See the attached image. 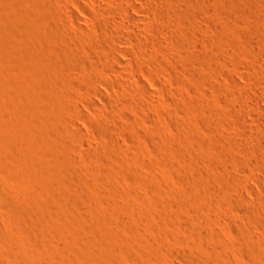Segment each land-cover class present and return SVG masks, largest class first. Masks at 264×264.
Listing matches in <instances>:
<instances>
[{
	"label": "bare ground",
	"instance_id": "6f19581e",
	"mask_svg": "<svg viewBox=\"0 0 264 264\" xmlns=\"http://www.w3.org/2000/svg\"><path fill=\"white\" fill-rule=\"evenodd\" d=\"M7 1V0H6ZM5 1V2H6ZM11 1V0H10ZM12 1H14V0H12ZM55 1V0H54ZM60 1V0H59ZM16 2V1H15ZM22 2V1H21ZM23 2H24V0H23ZM29 2V1H28ZM27 2V3H28ZM32 2H36V0L34 1V0H32ZM32 2L30 3V5L32 4ZM52 0H49V2H47V5L48 4H51V6L54 4H52ZM14 3V2H13ZM13 3H12V5H8V6H6V11L7 12H9V14L12 16V17H10V18H13V19H17V21H15L16 23L19 21L20 22V19L22 20V19H25V21L26 20H28V22H29V20H32V17L34 16L33 14H31V11L30 10H23V9H20V7H19V5L16 7V6H14L13 5ZM39 3V2H38ZM42 3H43V0H42ZM45 3V2H44ZM43 3V4H44ZM91 3L92 4H90V6L91 7H89V9H87V8H79L80 10V13H84V14H87L88 16H90V19H86V17H84L83 19V21L82 22H85V25H86V23H88L89 24V26H87V27H90L91 25H99L100 26V28H101V38H102V40H103V42L105 43V45H106V48H104V49H107L106 50V52L105 53H99V51H97L98 53H96V52H94L92 49L93 48H95L94 47V45H95V43H94V45H93V47H92V49H90V50H92L94 53H89L90 51L88 50V53H85V55H79V54H77L78 55V57H75V56H73V54L75 53V52H77V51H83L84 52V47L83 46H81L82 44H79L80 45V47H76V46H74L73 45V43H71V41L73 40L72 39V37H69L68 38V33L70 32V30L68 31V33H67V35L66 34H61V35H58V31H57V29H56V31L58 32V33H56L55 31L52 33V31L53 30H50L49 29V27L48 28H46V29H49L50 31H51V33H50V31L49 32H44L43 30H42V34H41V39H39L38 40V42H39V44H37L38 46V49L36 50V49H33V50H36V52H34V53H36L35 55H37L38 54V56L39 57H36L35 59L37 60L38 58V60L40 61H36V62H39L38 64H40V66H42V69L44 70V74H46V72H48V74L49 73H51L53 70H54V68L55 67H58L57 69H59V75H55L54 73H53V75H52V77L54 76V79H56V80H54V81H58V82H60V85H61V82L62 83H64L63 81H66L65 83H64V85L65 84H69V83H73L74 81H76V78L77 77H75L76 75H75V72L73 71V68L71 67V63H74L75 64V62L77 63V62H83V64H82V67H83V65H84V63H86L87 61H88V59L91 61V63L90 62H87L88 63V65H89V63H90V65H91V68L89 67V70L88 71H86V72H83L84 73V79H86L87 80V82H85V83H87V86H84L83 88V90H82V88H81V91H84L83 93H85L86 94V97H85V100L84 101H86V103L84 104L85 106H86V108H88L90 111H91V113L89 114L88 113V115L86 114V111H87V109H85V108H83V109H85V110H83V109H80V108H77L76 107V105H74V104H72V103H70V102H68L67 100V102H65V99L64 100H59V98H58V100L56 101V98H57V96L56 97H54V94H56L55 92L53 93H51L52 94V96L53 97H51L50 96V98L52 99V98H54V99H52V100H55V101H53V106L52 107H50L49 108V114H51V115H55V116H57V118H58V121L56 122H48V124H46L45 126H44V128L43 127H41V128H43L42 129V131H41V137H39L38 135H33L34 133H33V130H32V128H31V124L29 125L28 123L30 122L29 120L30 119H28V118H25V119H28V123L27 122H25V121H22V115L20 114V113H17L16 111V107H14L13 109H15V111H13L12 110V112L14 113V116H18V118H21V121H20V123H18V122H16L15 120H14V118L13 119H11V118H9L8 116H9V112H7V111H4V113L3 112H0V125H1V128L3 129V134H1L2 135V137H0L1 139H0V146L2 147H0V150H4V153H6L7 155H6V157L7 156H9L8 158H9V161H8V169H9V174H8V176H7V178L5 177V179H1L0 178V204H1V206H2V208L3 209H5V210H8V212L9 211H11L12 212V214H14V217H12L11 216V219L9 220V219H6V220H8L9 221V223H5L4 224V226L3 225H1L2 224V222L4 221H6V220H3L1 223H0V226H3V227H0V264H68V262L66 263L65 262V260L62 258V257H60L59 256V254H57L56 252H55V250L56 249H54V248H56L54 245H56V243H57V245H59L69 256H70V258H69V260L71 259L72 260V258L73 259H78V258H80V253H82V255L84 256L85 255V257H86V259H88V260H91V259H94L96 256L95 255H97L96 253H97V250H96V253H95V251H94V248H96V247H98V246H101L102 247V240H101V238H100V236L102 237V236H106V237H109V234H107V229H109V227H111V226H115V224H116V226L115 227H118V230H121V233H126V232H123L124 230L125 231H127L128 229L129 230H131V227L133 226L132 224H133V222L131 223L130 222V224L131 225H129L128 223H126V220L127 219H129L128 217H127V215L130 213H124L123 214V212L120 210V208H121V205L120 204H118V203H115L114 204V207L115 208H112V207H109V208H112V211H113V209H114V213H115V215H116V217H117V220H119V221H121L122 223L124 222L125 224H123L124 225V227L123 226H120V224H122V223H117V222H114V220L116 219V218H114L113 219V215H112V213H109V210H111V209H107V206H106V204L109 202V200L107 201L106 199H105V202L104 203H106V201H107V203L105 204V206H100L98 203H99V200H97V199H95V198H91V199H89V200H92V203L90 202V203H88V205L90 206V204H91V207H90V209H88L89 207H87L86 206V208L88 209H85V211L87 210L88 212H89V214L91 215V217H92V219H93V221H94V223L93 224H95V225H93V224H91V225H93L92 227V229L89 227V229L88 230H92V232L94 233V234H96L97 235V239L95 240V238L93 239V241H96L97 242V246L96 245H94V244H92V240L90 239L91 237L89 236V237H83V236H79L78 234V236H73L74 235V231H72L73 229H71L72 228V226H70L71 225V223L73 222V220L71 221V217L73 216V213L72 212H70V210H68L67 208H68V206L67 207H65L64 208V204L63 203H61V202H59V203H61V205L63 206H61V205H56L57 203H55V205L54 206H52V208H50L49 209V212L47 211H44V212H46V213H44L43 212V214L41 215V217H40V215H38L39 216V218H41L40 220H42V222L44 223V229H43V232H42V237H40V239H38L37 240V238H39V237H37L36 238V240L38 241V244L37 245H35V247L37 248L38 247V245H39V247L37 248V249H34L33 248V250H34V252H33V250H32V252L31 251H29V253L27 252V253H22V252H24V251H26V250H21L20 249V251H22L21 253L18 251L19 250V248H20V246L18 247V245L19 244H21L22 245V242H23V237H22V235H21V233H22V229H21V227H20V222H22V220L25 218V217H27V211H26V206L24 207L25 208V210H23V209H20V210H23L24 212H20V210H19V208H16L15 207V205L17 206V204L18 205H20L21 207H23L22 205H25V203L27 204V202L30 200L31 201V199L29 198V200L28 199H23V200H25V201H27V202H25V201H23V200H21V198H20V196L17 194V190H19L18 188H19V186H18V182H17V180L14 178L15 176L16 177H18V176H20V181H21V178H24V177H27V178H24V179H27V180H30V183L31 182H35V183H37V185H39L40 187H38L39 188V190L37 191L38 192V194L39 195H43L44 194V191L45 190H47V189H50L51 187L53 188V187H57V186H59L61 183H59V180H61V181H63L62 179H67L68 177H67V175H65V173L63 174L62 172H61V169L60 170H56L54 167L55 166H53L52 164H51V161L49 162V158L46 156V150L47 151H49V153L51 154V156L53 157V159L54 158H56L57 157V155L60 153L61 154V159H63L62 158V153L60 152L61 150H60V147H61V149L63 148V146H66V148H64V150L66 149V150H71V152H73L72 150H74V151H76L75 152V156H76V153H77V149L76 148H78V150L80 149L81 150V148L82 147H80L79 145H80V142L79 143H77V144H79V145H76V143L74 144V142L76 141V139L77 140H80V141H82L83 139H85L84 137L86 136V139H88V137L90 136H87L86 135V130L87 129H89V127H87V129L86 128H83V126H82V122H80L79 120L80 119H82L81 121H83V119H84V122L83 123H85V121H86V123L88 122V124H90V125H92V127L93 128H96L97 129V131L99 130L100 132H102V136L99 134V136H95V138H97V139H100V136L101 137H103V133H107V135L109 134V136L111 137V139L112 138H114L115 137V132H114V130H117V128L116 129H114L115 127H114V125H116L117 126V123H114L112 120H116L117 119V121L119 120V122H121L122 124L125 122L126 123V120H127V118L130 116V114L128 113V111L130 110H128V111H126L127 109L126 108H124L125 107V105H130L129 107H133L132 108V115H134V113H133V110L135 109L136 111H137V113H139L140 111H141V113H142V111L143 112H145V106H146V103H147V101H145V99H146V97H147V95H148V99H150V97H154L155 99L158 97H155V96H152V95H155L154 94V92L153 91H155L154 90V88H153V91L152 90H149L150 88V86L147 84V82L145 81V79H143V77H145V76H147L146 74H148V79H150V80H156V77L159 75V74H162L161 73V70H165L166 69V67L167 68H169V70L171 69L172 70V72H175V73H177V74H180V72H181V70H182V68H183V66L182 65H184V62L182 63V65H180L179 63L180 62H178V59L180 60L181 58V60H183V57L185 58L186 57V59H187V57L188 58H191V51L189 50L190 49V47L192 46V45H194V47H192V49L193 48H195L196 46L198 47V48H200V51H198L199 53H198V55H197V57H195L194 59H197V60H201V61H206L207 63H208V65L210 66V67H208V66H206L205 65V67H204V65L203 66H200L199 65V67H196L195 69H193L192 67V69L190 70L191 71V74L190 75H192V77H190V76H188V77H190V79H192V81L194 80V84L196 85V86H194V87H192V85H191V87L188 85V80H187V85L189 86V88H191L192 89V91H194L195 89H196V93H193L190 89V91H191V93H192V95L193 96H197L196 98H195V100H191V101H187L186 102V104H187V109H186V112L185 113H187L188 111V116H187V114L186 115H184V116H187L188 117V119H189V123L186 121V120H188L187 118H185V122H187L188 124H189V127L187 128V127H185V128H187V129H185L184 128V126H182V125H184V124H181V123H179V125H181V127L183 128V132L185 131V132H187V130H194V128L195 127H201V122L203 121V122H205V120H209V119H211V117H213V116H215L216 117V120H214V121H216V125H214L213 123V126H211V128L210 129H208V128H205V129H202V133H203V135L206 137V141H205V145H204V141L203 140H201V139H203L204 138V136H203V138H201L200 139V137L198 136V139H197V136L194 138V136H192L193 138V143H194V140H199V143H197V141H195V143H197V145H201V143H200V140H201V142H203V144H202V147H203V145L204 146H206V150H203V151H205V154L206 155H208V154H214L215 156H212V155H208L209 156V158L210 159H208V161H207V159L205 160H203V161H207V162H204V163H207V165L205 164V165H203L204 167H200L201 169H200V174H196L195 175V173L196 172H198V171H196V170H199L198 169V167H197V169L195 168V166L193 167V165L196 163L197 164V161H195V163L194 164H192V163H190V160H192L193 159V157L190 155V157L191 158H189L188 159V161H189V164H188V166H190L189 167V169H187V163H184L183 165H185L186 166V168H185V166H184V168H185V170L183 171V166L181 165V167L183 168H181L182 169V171H183V173H182V178H181V176H180V174H175L176 175V177L177 176H180V177H178V178H181V180H179V181H176V182H172V184H170L169 186H173L172 188L170 187V189L169 190H167L168 189V185H167V187H166V185L164 186V187H166V188H162L163 186H161V185H158V184H160V183H158V182H160V181H158V180H161V182H162V180H163V184L165 183L164 181H166V182H168V181H170V180H165L166 179V174H165V171L166 170H168V168H169V164H172V163H169V164H167L166 162H165V160H163L164 158H162L161 159V157H160V160H159V158H157V156H155L156 154H155V151L153 152L154 154H151V155H154L155 157L154 158H157L158 159V161L156 162H154V159L153 160H151V158L149 159V157H148V159L147 160H151L150 162V164L151 165H147L146 163V165L147 166H145L144 165V167H145V170H146V168L148 167V169L150 170L151 168H153V167H151V168H149L150 166H152V161L154 162V167L155 168H157L156 169V174L154 175V176H156L157 177V180L155 179V177H154V179L153 178H149V176H148V180H147V185H145V182H143V181H140V183L141 182H143L144 184H143V186L145 185V186H148V188H149V190L151 189V194H152V192H156L157 191V189L158 190H160L159 192L160 193H154V195H152V197H154L155 198V200H154V198H153V200H154V202H152L153 203V205H152V203H151V206L153 207H151V211L152 212H150V210H149V212H150V214H149V212H144V214L142 215V214H140V215H142V218H140V219H142V221L140 220V221H138V222H143V223H139L138 225H140L141 226V224L143 225V227L141 226H138V227H140L141 229L143 228L146 232H148V233H150V232H152L151 230L153 229V232H154V230L156 229V232L158 233L159 232V235H160V233L162 232V233H164V235L163 236H160L159 238H158V241H157V238H156V241L155 242H159V244H161V247H164L165 249H166V247L165 246H167L169 249H173V248H175V249H173V250H176V254H179V247H181L182 248V246L184 247V246H186V245H192L193 243L194 244H197L196 242H194L195 240H193V238H192V236H194L196 233H199L200 231V226H198L199 227V230H198V227L195 229L196 230V233L194 234V231L192 232V234H189L191 237H187V238H177V237H174V239H172L173 238V234L171 233L172 231V229H171V227L169 226V224L168 223H166V220L164 221V218H162L163 219V221L166 223V224H163L162 226H161V224H160V219H158V218H156V217H159L160 216V214L158 215V216H155L154 217V212L153 211H157V210H159V212H164V213H168L169 215H170V217H167V218H170L169 219V221H171L172 219H171V217L173 218V220L176 222H174L175 224H177L178 226H179V224L181 223L180 222V220H179V218H180V215H179V213L181 212V210L180 209H182L183 207H181V208H179V210H180V212H179V210H175V205H177V204H181V205H184V209H185V212H187L188 213V209L186 210V207L185 206H187L188 208H191V206H194V205H192V203H196V201H194V194H200V195H198V197H197V195H196V197L197 198H195V200L196 199H198L199 198V196H201L202 197V195H203V193H204V196H206V197H208L207 196V193L208 194H210V193H212V194H217L218 192L221 194H218V196L216 197V196H214V195H212V194H210L209 195V197L212 195V197H216L215 199H219L218 197H220V196H222V198L223 199H225V198H227V199H232V202H233V200H234V202H236L237 203V201H238V205H237V207L236 208H238V206H240V207H242V210L244 211V213L243 214H246V215H244L245 217L247 216L248 217V219H249V222H251V223H263L264 222V203H262V204H257L256 202H255V200L257 199H254V198H251V197H248V195H246V191H251L252 193H253V191L255 192L254 194H256V196L258 195V197L259 196H261V200L263 199L264 200V0H212V1H207V0H91ZM18 4V3H17ZM21 4H23L24 5V3H21ZM37 4V3H36ZM55 5V4H54ZM65 5V4H64ZM5 6V5H4ZM46 5H44V7H45ZM50 6V7H51ZM27 7L28 6H26V9H27ZM30 7V6H29ZM33 7H35V5L33 6ZM39 7V6H38ZM56 6H54L53 8H55ZM86 7H88V6H86ZM31 8H32V6H31ZM179 8L181 9V11L179 10ZM185 9V14H184V9ZM30 9V8H29ZM35 9V8H34ZM49 9V8H48ZM56 9H57V7H56ZM56 9H54V10H56ZM70 10H71V8H69ZM31 10H33V9H31ZM53 10V11H54ZM69 10V13L68 14H70L71 16H73V17H75V18H78L77 17V13L75 14V12L74 11H70ZM173 10L176 12V11H179V12H181L180 14H175V13H172L173 12ZM3 11H4V9H3ZM35 11V10H34ZM88 11V12H87ZM183 11V12H182ZM33 12V11H32ZM57 12H59L58 10H57ZM35 13V12H34ZM44 13V12H43ZM182 13H183V17L182 18H180V17H178V16H182ZM1 14V13H0ZM30 14H31V16H30ZM54 14V13H53ZM63 14V13H62ZM62 14H61V16H62ZM7 15V14H6ZM46 14H41V16H40V19L42 20H47L48 19V15H46ZM59 18L61 17L60 16V13L58 14H56ZM64 15V14H63ZM86 16V15H85ZM18 17H22V18H20V19H18ZM24 17V18H23ZM27 17H31V19L29 18V19H26ZM56 18V17H55ZM65 17H61L60 19H58V20H60V23L62 24V27H63V25L65 26V25H69V21H67V18L66 19H64ZM72 18V17H71ZM74 18V19H75ZM35 19V18H34ZM37 20V19H36ZM69 20H70V17H69ZM77 20V19H76ZM82 20V19H81ZM11 21V20H10ZM24 21V22H25ZM33 21V20H32ZM66 21H67V23H66ZM80 21V20H79ZM13 22V21H12ZM19 22L17 23L18 25H19ZM35 22V21H34ZM70 22H71V20H70ZM78 22V21H77ZM82 22H80V23H82ZM59 23V24H60ZM168 23H172L173 25L172 26H170ZM21 24H22V22H21ZM25 24V23H24ZM36 24H37V22H36ZM77 25V27H79L78 26V23H76ZM87 24V25H88ZM15 25V24H14ZM17 25V26H18ZM26 25V24H25ZM39 25H41V24H39ZM72 25V24H71ZM84 25V23H82V26ZM16 26V27H17ZM20 26V25H19ZM66 26V27H67ZM81 26V27H82ZM98 26V27H99ZM111 26H113V27H115L116 29H114L113 27H112V29H114V30H112L111 32H109L108 30H109V27H111ZM12 27V26H11ZM56 27V26H55ZM66 27H64V28H66ZM76 27V28H77ZM86 27V26H85ZM23 28H25V26L23 27ZM64 28H62V29H64ZM71 28V27H70ZM69 28V29H70ZM91 28H93L92 26H91ZM51 29H54V27H52ZM62 29H60V31L62 30ZM79 29H80V27H79ZM82 29H83V27H82ZM81 29V30H82ZM88 29V28H87ZM95 29V28H94ZM55 30V29H54ZM67 30H68V27H67ZM73 30V29H72ZM77 30V29H76ZM84 30V29H83ZM115 30H117L116 32H115ZM41 31V30H40ZM47 31V30H46ZM64 31V30H63ZM66 31V30H65ZM95 31V30H94ZM97 31H99V29L97 30ZM14 33L16 32V31H13ZM28 32V31H27ZM26 32V33H27ZM44 32V33H43ZM89 32H90V29H89ZM6 33V32H5ZM24 33H25V31H24ZM64 33V32H63ZM83 33V32H82ZM81 33V34H82ZM86 33V32H85ZM8 34H9V32H8ZM10 34H13L12 33V31H11V33ZM80 34V35H81ZM88 34L89 33H87V36H88ZM91 34V33H90ZM6 35V34H5ZM14 36H15V34H13ZM31 34H29L28 36H30ZM63 35V36H62ZM86 35V34H85ZM93 35V34H92ZM97 35V34H96ZM96 35L94 36V38L96 37ZM32 36V35H31ZM38 36H39V34H38ZM82 36H83V34H82ZM91 36V35H90ZM5 37H7V39L8 38H10V36H8V35H6ZM13 37V36H12ZM89 37V36H88ZM195 37H196V39L198 40V38H199V40H200V38L203 40V42L200 40V42L199 41H197L196 39H195ZM2 38V37H1ZM0 38V39H1ZM15 38V37H14ZM31 38V37H30ZM38 38V37H37ZM72 40H71V39ZM91 38H92V36H91ZM16 39V38H15ZM28 39V38H27ZM133 39H135L137 42H138V47H137V50L136 49H134V50H136V52L134 53V57L132 56V58H134V59H131V61H133L134 60V62H133V64H131V65H128L125 61H127V58L129 59V57H127V58H125L126 60L125 61H123V59H121L120 57V55H119V52L121 53L122 51H121V49H122V47L121 48H119L118 46H117V44L116 43H119V42H121V43H129L130 44V46L132 47V45H131V42H132V40ZM3 41H1V43H0V47H1V49L0 50H2V49H5L6 47V45L8 46V44H7V42L6 41H4L5 39H2ZM11 41V38L10 39H8V41ZM28 40H30V39H28ZM71 40V41H70ZM91 40V39H90ZM134 40V41H135ZM205 40H207V42H205ZM225 40H227L226 41V44L227 45H225V43L223 44L222 43V41H225ZM14 41V40H13ZM17 41H19V40H17ZM27 41V40H26ZM74 41V40H73ZM78 41H80V40H77V42ZM83 41V40H82ZM89 40H88V38H87V42H88ZM119 41V42H118ZM164 41H168V42H170V43H172V48H169L168 49V47L165 45V42ZM28 42V41H27ZM31 42V41H30ZM37 42V41H36ZM35 42V43H36ZM76 42V43H77ZM92 42H94V41H90L89 43H91V45H92ZM99 42V41H98ZM209 42V43H208ZM228 42V43H227ZM5 43H6V45H5ZM9 43V42H8ZM32 43V42H31ZM82 43V42H81ZM84 43V42H83ZM100 43V42H99ZM104 43H103V46H104ZM210 44V46L208 45V44ZM15 44H18V43H15ZM28 44H29V42H28ZM75 44V43H74ZM85 44V43H84ZM83 44V45H84ZM128 44V45H129ZM167 44V43H166ZM19 45V44H18ZM32 45V44H31ZM36 45V44H35ZM99 45V44H98ZM125 45V44H124ZM168 45V44H167ZM169 45H171V44H169ZM85 46V45H84ZM122 46H123V44H122ZM3 47V48H2ZM20 47V46H19ZM30 48H31V50H30V48H29V50L31 51V54H32V47L31 46H29ZM91 47V46H90ZM21 48L22 47H20V50H21ZM86 48V47H85ZM125 47H123V50H125V49H129V47L127 46V48H125ZM134 48V47H133ZM136 48V47H135ZM14 49V48H13ZM87 49V48H86ZM89 49V48H88ZM132 48H130V50H131ZM6 51H4V52H7V53H10L11 51H14V50H9V49H5ZM29 50L27 51L26 49H25V52H27V54H28V52H29ZM95 50V49H94ZM98 50V49H97ZM127 50H125V52L127 51ZM130 50H128L127 51V53L128 54H130V55H132L131 53H130ZM133 50V51H134ZM194 50H196V49H194ZM10 51V52H9ZM16 51V50H15ZM86 51V50H85ZM105 51V50H104ZM155 51H159V52H161V53H165V55L163 54V57L165 56L166 57V59H164L162 56H159V57H161V58H158V57H153V54L155 53ZM1 52V51H0ZM24 52V51H23ZM24 52V53H25ZM11 53H14V52H11ZM18 53H21V51L19 52L18 51ZM17 53V54H18ZM127 53H124V51L122 52V54H126L127 55ZM4 54V53H3ZM2 54V55H3ZM15 54H16V52H15ZM30 54V55H31ZM76 54V53H75ZM1 55V54H0ZM6 56H7V54H5ZM18 55H20V54H18ZM18 55H15V56H17L18 58H19V56ZM26 55V54H25ZM118 55V56H117ZM156 56H157V54H155ZM192 55H194V54H192ZM6 56H4V57H6ZM14 56V54H12V57L11 58H14L13 57ZM21 56V55H20ZM29 56V55H28ZM27 55H26V57L27 58H29ZM120 56V57H119ZM129 56V55H128ZM145 56H148L149 57V59H152L153 61H154V64H153V66L151 67V68H149V71L147 70V72H146V74H144L145 73V70H146V67H147V65H148V61H146V62H148L147 63V65L145 64V62H144V57ZM167 56L168 57H172L171 59L172 60H167L168 58H167ZM9 57V56H8ZM26 57H23L22 56V59H24V58H26ZM33 57V56H32ZM31 57V58H32ZM35 57V56H34ZM7 58V57H6ZM11 58H8V59H11ZM30 58V59H31ZM65 58H67L68 60L67 61H65V62H63V59H65ZM158 58V59H157ZM30 59H24V60H21L20 58H19V60H21L22 62H21V64H19L20 62H17L18 64H19V66H20V69H18L19 70V72H20V74H24V73H26V71L28 72V69H31V67H33L32 65H33V62H35V61H33L32 59H31V61H33L32 63H31V61H29ZM18 60V59H17ZM66 60V59H65ZM175 60V61H174ZM191 60V59H190ZM192 60H193V58H192ZM197 60L195 61V60H193L194 62H197ZM12 61H15V60H13L12 59ZM129 61V60H128ZM186 61H188V60H186ZM192 61V62H193ZM198 61V62H199ZM201 61H200V63H201ZM79 62V63H80ZM190 61H188V63H189ZM191 62V63H192ZM193 62V63H194ZM197 62V63H198ZM17 63H15L14 64V66L13 67H15L16 65H17ZM79 63H77V64H79ZM80 63V64H81ZM86 63V64H87ZM131 63V62H130ZM186 63V62H185ZM188 63H186V64H188ZM204 64H205V62H203ZM32 64V65H31ZM185 64V65H186ZM190 64V63H189ZM199 64V63H198ZM197 64V65H198ZM202 64V63H201ZM133 65V66H132ZM134 65H135V67H134ZM150 65V64H149ZM152 65V64H151ZM194 65V64H193ZM12 66V65H11ZM224 66L227 68V69H229V70H227L226 71V69L224 68ZM87 67V68H88ZM185 67V66H184ZM194 67V66H193ZM206 67H208V68H206ZM10 68H12V67H10ZM9 68V69H10ZM16 68V67H15ZM33 69V68H32ZM40 69H41V67H40ZM41 69V70H42ZM148 69V68H147ZM14 70V69H13ZM42 70V71H43ZM75 70V69H74ZM30 71H32V70H30ZM57 71V70H56ZM183 71V70H182ZM144 72V73H143ZM163 72V71H162ZM165 72V71H164ZM164 72H163V75L164 76H166V74H164ZM170 72V71H169ZM172 72H170V73H172ZM188 73H189V71H187ZM187 72H185V73H181V74H186ZM12 73L13 72H11V75H12ZM29 73V72H28ZM32 73V72H31ZM30 73V74H31ZM81 73V72H80ZM169 73V74H170ZM175 73H173V74H175ZM187 73V74H188ZM239 73L240 74H242V75H244V77L245 78H243V79H246L247 81L246 82H243V81H240V80H238V77H237V74L239 75ZM7 74H9V73H7ZM46 75V77H48L49 75L51 76V74H49V75ZM169 74H168V76H169ZM177 74H176V77H178V76H180V75H178L177 76ZM10 74L8 75V76H11ZM29 75V74H28ZM82 75V74H81ZM81 75H80V77H81ZM162 75V76H163ZM189 75V74H188ZM241 75V76H242ZM7 76V75H6ZM161 76V75H160ZM173 76V75H172ZM187 76V75H186ZM5 77V76H4ZM18 77H20V76H18ZM174 77V76H173ZM185 76H183V78H184ZM188 77H186V78H188ZM237 77V78H236ZM5 78H7V77H5ZM13 78V77H12ZM23 78V77H22ZM22 78L19 80L18 79V82H16V83H18V86L16 87V88H18V87H21V89H22V86H23V81H22ZM118 78L120 79H123V80H125V81H121L122 83L123 82H129L132 78L136 81V83H137V85H135V86H133L134 84H130V83H128V84H126V83H121V82H119L118 81ZM181 80H182V82L180 83L181 84V86H182V84H183V81L185 82L186 81V79H182V76L181 77H179ZM27 79V76H26V78H25V80ZM48 79H50V78H48ZM64 79V80H63ZM158 79V78H157ZM161 79V82H157V83H154V85H157V84H159L160 85V83H163V85H167V87H168V81H167V79H165V78H160ZM171 79V78H170ZM174 79L176 80V81H178L179 80V82L181 81L180 79H178V78H175L174 77ZM178 79V80H177ZM2 80V79H1ZM13 80V79H12ZM24 80V79H23ZM53 79L51 78V81H52ZM173 80V79H172ZM171 80V81H172ZM6 81H8V80H6ZM9 81H11V80H9ZM174 81V80H173ZM176 81H174V83L176 82ZM245 81V80H244ZM67 82H69V83H67ZM7 83V82H6ZM24 83H26L25 85H27V81H24ZM36 83H37V81H36ZM51 83V82H50ZM56 83V82H55ZM176 83H178V82H176ZM190 83V82H189ZM192 83V82H191ZM190 83V84H191ZM11 84V83H10ZM9 84V85H10ZM53 84V83H52ZM126 84V85H125ZM172 84V83H171ZM63 85V84H62ZM67 85H65V86H67ZM158 85V86H159ZM170 85V84H169ZM174 85V84H173ZM186 85V84H185ZM6 86V85H5ZM8 86V85H7ZM6 86V87H7ZM52 86H54V89H55V84L54 85H52ZM51 86V87H52ZM68 86H70V85H68ZM105 86H107V87H109V89H113L114 90V94H115V96L113 95V97H114V101H112V100H109L108 98H110L111 99V97H107V95H106V93H105V91H104V87ZM149 86V87H148ZM161 86H162V84H161ZM161 86H159V87H161ZM183 86H184V84H183ZM187 86V87H188ZM2 87V86H1ZM106 87V88H107ZM155 87V86H154ZM167 87H165V88H167ZM171 87V86H170ZM174 87V88H173ZM172 88L173 89H178V88H175V86H173ZM176 87H178V86H176ZM180 87V86H179ZM196 87V88H195ZM5 88V87H4ZM26 88V87H25ZM25 88H23V89H25ZM44 87H42V89H43ZM59 89H61L60 87H58ZM78 88V87H77ZM76 88V89H77ZM172 88H170L171 90H172ZM185 88V87H184ZM184 88H182V89H184ZM2 89L3 88H1V90H0V98H1V95H3L8 89H4V90H6V91H2ZM27 89V88H26ZM41 89V90H42ZM53 89V88H52ZM169 89V88H168ZM167 89V93H168V91L170 90H168ZM194 89V90H193ZM18 90V89H17ZM20 90V89H19ZM78 90V89H77ZM112 90V91H113ZM124 90V92L125 93H128L129 95H130V97H128V99L126 98H123V99H125V101H123L124 103L123 104H125L124 105V107H123V105L120 103V102H118V100H117V98H116V96H118L119 94L121 95V93H122V91ZM156 90H157V88H156ZM160 90V89H159ZM158 90V91H159ZM166 90V89H165ZM180 90V89H179ZM186 90V89H185ZM184 90V91H185ZM24 91V90H23ZM45 90H42V93H45L44 92ZM52 91V90H51ZM109 91V90H108ZM112 91H110V93H113ZM152 91V92H151ZM177 91V90H176ZM181 91H183V90H180L179 92H181ZM184 91H183V94H184ZM56 92H59L58 90L56 91ZM61 92V91H60ZM60 92H59V94H60ZM80 92V91H79ZM123 92V93H124ZM173 92H174V90H173ZM13 93V92H12ZM47 93V92H46ZM46 93H45V95L43 96V99L45 100V101H48V100H50V102H51V99H48V96L50 95H48V96H46ZM50 93V92H49ZM81 94H82V92H80ZM79 93V94H80ZM109 93V94H110ZM116 93L118 94V95H116ZM122 93V94H123ZM124 93V94H125ZM147 93H149V94H151V96L149 95V94H147ZM155 93H157L156 91H155ZM162 93H164V91L162 92ZM167 93L165 92L164 94H166V97L165 98H167ZM171 93V92H170ZM189 93V92H188ZM188 93H186V94H188ZM17 94H19V93H17ZM62 94V93H61ZM71 94H73V93H71ZM70 94V95H71ZM108 94V95H109ZM127 94V95H128ZM147 94V95H146ZM159 94H160V92H159ZM177 94V93H176ZM196 94V95H195ZM12 95V94H11ZM10 95V96H11ZM57 95V94H56ZM111 95V94H110ZM109 95V96H110ZM126 95V96H127ZM145 95H146V97H145ZM157 95V94H156ZM173 94L171 93V95H170V97L172 96ZM73 96V95H72ZM72 96H71V98H72ZM80 96H82V95H80ZM112 96V95H111ZM182 96V95H181ZM186 96V95H185ZM185 96H183V97H185ZM193 96H191V98L193 99ZM3 97V96H2ZM32 97V96H31ZM35 97V96H34ZM74 97H75V95H74ZM77 97V96H76ZM97 99H99V100H101V101H107V107L109 108V113H112V116L111 115H109V116H103L102 115V113H103V109H102V104H104V102H101L100 104H98L100 101H98V103H97V101H96V98ZM125 97V96H124ZM143 97L145 98L144 100H143ZM187 97V96H186ZM189 97V96H188ZM25 98V97H24ZM23 97L21 98V97H19L18 98V103H19V105H23L24 106V104L26 105V103H25V101H26V99H24ZM63 98H64V96H63ZM82 98V97H81ZM80 98V99H81ZM153 98V99H154ZM158 98H160V97H158ZM157 98V99H158ZM175 98V97H174ZM1 99H3V98H1ZM35 99V98H34ZM33 99V101H35ZM78 99H79V97H78ZM113 99V98H112ZM152 99V98H151ZM157 99L155 100V101H152L151 103H153V102H156L157 103ZM163 99H164V97H163ZM82 100V99H81ZM82 100V101H83ZM117 100V101H116ZM120 100V99H119ZM160 100V102L161 101H163L162 100V97H161V99H158V101ZM184 100H186V99H184ZM188 100V99H187ZM7 101H8V99H7ZM45 101H43V102H45ZM82 101H80V102H82ZM84 101L82 102V103H84ZM222 102L223 103V105L221 106V107H223V108H220V109H218L217 108V104H219V103H217V102ZM28 102V101H27ZM72 102V101H71ZM74 102V101H73ZM150 101H148V103H149ZM8 103H10V102H8ZM11 103H12V101H11ZM13 103H14V101H13ZM12 103V104H13ZM32 103V102H31ZM30 103V104H31ZM42 103V102H41ZM48 103V102H47ZM76 103H79V102H76ZM147 103V104H148ZM162 103V102H161ZM215 103H217V104H215ZM7 104V103H6ZM46 104V102L44 103V105ZM80 104V103H79ZM154 104V103H153ZM152 104V105H153ZM221 104V103H220ZM5 105V104H4ZM3 105V106H4ZM14 105V104H13ZM17 105V104H16ZM33 105H34V103H33ZM33 105H32V107H33ZM47 105H49V103L47 104ZM47 105H45L46 107H47ZM101 105V106H100ZM161 105V104H160ZM166 105V104H165ZM174 105V104H173ZM213 105V107H214V110H211V109H209V107L210 106H212ZM214 105H216V106H214ZM11 105H9V107H10ZM147 106H150V103L147 105ZM146 106V107H147ZM154 106H157V107H159L158 105H154ZM218 106H220V105H218ZM1 107V106H0ZM5 107V106H4ZM7 107V106H6ZM83 106H81V108H82ZM104 107V106H103ZM106 107V108H107ZM212 107V108H213ZM216 107V108H215ZM35 108H37L36 106H35ZM105 108V109H106ZM153 108H155V107H153ZM18 109H20V112L22 111V109L23 110H25L24 109V107L23 108H18ZM33 109V108H32ZM126 109V110H125ZM147 109L148 110H150V112H152V110L149 108V107H147ZM146 109V110H147ZM156 109V108H155ZM158 109H160V108H158ZM37 110V109H36ZM134 110V111H135ZM35 111V109L32 111L33 113V118L34 117H37V120H38V116L39 115H37V113H35L34 112ZM38 111V110H37ZM157 111H159V110H157ZM160 111H162V110H160ZM165 111V110H164ZM24 112V111H23ZM88 112V111H87ZM148 113H146V115L148 114H150L149 113V111H147ZM155 112V111H154ZM6 113H9L8 114V116H6ZM22 113V112H21ZM137 113H135V114H137ZM157 112H155V114H156ZM159 113V112H158ZM164 112H161L160 114H162V116H164V114H163ZM23 114V113H22ZM27 114V113H26ZM35 114L37 115V116H35ZM43 114V113H42ZM104 114V113H103ZM154 114V113H153ZM155 114L153 115V116H155ZM170 114H172V113H170ZM174 114V113H173ZM175 114H178V113H176L175 112ZM182 114V113H181ZM181 114H179V116L180 117H182L183 115H181ZM11 115H12V113H11ZM138 115V114H137ZM140 115V114H139ZM144 115H145V113H144ZM151 115V114H150ZM168 115H169V113H168ZM13 115L12 116H10V117H14ZM44 116V115H43ZM113 116H114V119H112L113 118ZM136 116V115H135ZM135 116H133V117H135ZM156 116H158V115H156ZM161 115H159V117H160ZM162 116H161V118H162ZM171 116V115H170ZM170 116L168 117L169 119H170ZM175 116V115H174ZM29 117V116H28ZM49 117V116H48ZM79 117H81L80 119H79ZM132 116H130V118H133ZM151 117V116H150ZM30 118V117H29ZM41 118H43V119H45L46 117L44 116V117H42L41 116ZM40 116H39V120L37 121V122H39L40 121ZM129 118V119H130ZM152 118H154V117H151V119ZM165 118V117H164ZM172 118V117H171ZM175 118V117H174ZM214 118V117H213ZM213 118H212V121H213ZM47 119V118H46ZM147 119H149L148 117H147ZM157 118H155V120H156ZM167 119V118H166ZM182 119H184L183 117H182ZM200 119L202 120L201 122H200ZM31 120H32V118H31ZM131 120V119H130ZM134 120H137V118L136 119H134ZM150 120V119H149ZM154 120V119H153ZM154 120V121H155ZM158 120V119H157ZM161 120V119H160ZM174 120V119H173ZM223 121L224 123L226 122L227 123V125L229 124V125H236L237 127L238 126H240L242 129L241 130H243L242 132H239V131H232V132H230V131H228V130H226V129H224V128H222V125L220 126L219 124H218V122L219 121ZM33 121H35V120H33ZM129 121V120H128ZM138 121H140V120H138ZM167 121H169V120H167ZM170 121H171V119H170ZM211 121V120H210ZM210 121H206V122H210ZM211 121V122H212ZM221 121V122H222ZM43 122V121H42ZM118 122V123H119ZM131 121H129V123H130ZM142 122V121H141ZM156 122V121H155ZM155 122H153L154 124H155ZM221 122H219V123H221ZM120 123V126H122V124ZM128 123V124H129ZM131 123H133V129L135 130L136 128H137V130L140 128V126H141V124H140V126L138 125V123H140V122H138L137 123V121H135V123L132 121ZM150 123H152V120H151V122ZM176 123V122H175ZM186 123V124H187ZM33 124V123H32ZM36 124V123H35ZM38 124V123H37ZM41 124V123H40ZM39 124V125H40ZM88 124H86L87 126H89ZM127 124V123H126ZM165 124V123H164ZM185 124V126H187ZM212 124H210V125H212ZM124 125V128L126 127L125 126V124H123ZM136 127H135V126ZM137 125L139 126V128L137 127ZM152 125V124H151ZM158 125H160V124H158ZM173 125H174V122H173ZM172 125V126H173ZM179 125H177L176 126V124L174 125V128H175V126L176 127H178ZM225 126L227 129H228V126ZM41 126V125H40ZM39 126V127H40ZM120 126H118V128L120 127ZM128 126V125H127ZM161 126H163L164 127V125H161ZM32 127H34V126H32ZM128 127H130V129H128L127 128V130H131V127L132 126H130V124H129V126ZM144 126H142V129L144 130V128H143ZM162 127V128H163ZM180 127V128H181ZM123 128V127H122ZM122 128H120V129H122ZM151 127H149V129H150ZM153 128L154 129H156V127L155 126H153ZM159 128V131H160V129H161V127H158ZM168 128V127H167ZM179 128V129H180ZM34 129V128H33ZM84 129H86V130H84ZM96 129H94V131L96 132ZM120 129H118V131L120 130ZM132 129V130H133ZM141 129V128H140ZM139 129V130H140ZM146 129V128H145ZM148 129V128H147ZM148 129V130H149ZM152 129V128H151ZM151 129L149 130V131H151ZM164 129V128H163ZM170 129V128H169ZM171 129H173L172 127H171ZM229 129L231 130V128L229 127ZM232 129H234V128H232ZM93 129H91V131H92ZM126 130V129H125ZM124 130V131H125ZM134 130L131 132H129V133H133L134 132ZM138 130V131H139ZM148 130H146V131H148ZM158 130V129H157ZM168 130V129H167ZM167 130H162L161 129V131H160V133L162 134V136L164 137H162L161 135H160V133L158 132V131H156V132H158V135H160L159 137L160 138H162V139H164L165 140V137H166V139L167 140H165L166 142L165 143H163V145H160L161 143L160 142H163V140L161 141L160 140V144H158V145H160L161 147V149H163V146H165V152L167 151V149L170 151V149H171V147H172V145H174V138L176 137L175 136V134L177 133H175V134H173L174 132L172 131H167ZM175 130V129H174ZM176 130L178 131V129L176 128ZM175 130V131H176ZM238 130H239V128H238ZM2 131V130H1ZM136 131V130H135ZM146 131L144 132V133H146ZM152 131H154V130H152ZM182 131V130H181ZM180 130L178 131V132H181ZM39 132V131H38ZM85 132V133H84ZM89 132V131H88ZM99 132V133H100ZM140 132H143L142 130L140 131ZM37 133V132H36ZM97 133V132H96ZM95 133V134H96ZM143 133V134H144ZM149 133V132H148ZM150 133H153V135H155L154 133L155 132H150ZM202 133H200V134H202ZM69 134L70 135H72L71 137L72 138H68L67 136H69ZM84 134H85V136H84ZM88 134V133H87ZM104 134V135H105ZM135 134V133H134ZM134 134H132V135H134ZM142 133H140L139 135H141ZM142 134V135H143ZM67 135V136H66ZM98 135V134H97ZM122 135V134H121ZM125 135V134H124ZM123 135V137H125ZM128 135V134H127ZM130 135V134H129ZM131 135V136H132ZM136 135H138V134H136ZM145 136H147V139L150 137L151 138V135L148 137V135L147 134H144ZM152 135V136H153ZM36 136H38V137H36ZM106 136V135H105ZM105 136H104V139H105ZM130 136V137H131ZM156 136H157V134H156ZM106 137H108V136H106ZM110 137H108V139H110ZM121 138H122V136H120ZM133 137V136H132ZM158 137V136H157ZM238 137H240L241 139H238L237 140V138ZM242 137H244V138H242ZM91 138H92V135H91ZM118 139V136H116L115 137V139ZM126 138V137H125ZM143 138H144V136H143ZM155 138V137H154ZM159 138V139H160ZM182 138V137H181ZM191 138V137H190ZM73 139H74V141H73ZM94 138H92V140H93ZM103 139V138H102ZM114 139V140H115ZM128 139L130 140L129 141V144H132V142H133V146H135V148H136V150H137V147H136V144H138V146H139V150L140 149H143L144 151H147V149L145 148V147H143V145L141 144V142H143V141H141L140 143H138L139 142V140L136 142L135 140L134 141H132L131 140V138H129L128 137ZM136 140H137V137L135 138ZM140 139H142V137H140ZM146 141H147V139H146V137L144 138ZM143 139V140H144ZM156 139H158V138H155V140ZM180 139V138H179ZM187 139H189V137H187ZM186 139V140H187ZM245 139L246 140V142L244 141L243 142V140ZM122 140L124 141V138H122ZM122 140H120L122 143H124ZM126 140V139H125ZM145 140H144V142H145ZM149 140V139H148ZM181 140H185V138L183 139H181ZM186 140L184 141V142H186ZM240 140H242V141H240ZM85 141V140H84ZM91 141V140H90ZM95 141H97V140H95ZM103 141V140H102ZM105 141V140H104ZM107 141H109V142H107ZM179 141V140H178ZM223 141L225 142L226 141V143H223ZM92 142V141H91ZM115 141H113V139L110 141V140H107V138H106V143L108 144L109 143V145L107 146V144L105 145V148L104 149H106V151L108 150L109 151V146L110 147H114V146H116V147H118L119 149L121 148V142H119V143H114ZM131 142V143H130ZM149 142H151L150 140H149ZM176 142V141H175ZM181 142V141H180ZM182 143V145H184V147H187L188 145H190V142H191V144H193L192 143V141H191V139H190V141L188 140L187 142H189V144H187V143ZM96 143V142H95ZM114 143V144H113ZM125 143H127V142H125ZM173 143V144H172ZM177 143V142H176ZM179 143V142H178ZM177 143V145H178V148L180 147L179 146V144ZM93 144H94V142H93ZM103 144H104V142H103ZM116 144V145H115ZM121 144V145H120ZM146 144V143H145ZM155 144H157V143H155ZM185 144H187V145H185ZM61 145H63V146H61ZM120 147H119V146ZM124 145V144H123ZM125 145H127V144H125ZM157 145V146H158ZM181 145V144H180ZM80 148H79V147ZM101 146H102V144H101ZM140 146H142L143 148H140ZM175 146V145H174ZM173 146V147H174ZM104 147V146H103ZM102 147V148H103ZM125 148L126 147H129V146H124ZM155 147V146H154ZM192 146H190V148H191ZM193 147L195 148V145H193ZM192 147V148H193ZM202 147H199V148H202ZM109 148V149H108ZM118 148H117V150H118ZM131 148V147H130ZM130 148H127V150L128 149H130ZM153 148V147H152ZM157 148V147H156ZM160 148H159V150H160ZM180 148H183L182 146L180 147ZM179 148V149H180ZM188 148V151L190 150V148L189 147H187ZM191 148V149H192ZM193 148V149H194ZM196 148H198V147H196ZM196 148H195V150H196ZM204 148V147H203ZM112 149V148H111ZM110 149V150H111ZM123 149V148H122ZM132 149H134V148H132ZM131 149V150H132ZM158 149V148H157ZM172 149H174V148H172ZM171 149V150H172ZM175 149L177 150V152L176 153H178V149H177V147H175ZM233 149H235V151H239V152H235V151H233V152H235V156L237 157V153L238 154H241V156L240 155H238V157L236 158L235 156H233L234 155V153H232V150ZM237 149V150H236ZM116 150V148L113 150V151H105L104 150V152L102 151H100V148L99 149H97V148H95V146H93L92 144H90L89 145V147L87 148V150L85 149V150H82L83 152L84 151H87L88 152V154L91 156V157H93V160H95V159H97L98 158V162L100 161L101 162V160L100 159H102V160H110V161H112L113 162V164L114 165H116V166H114V167H118L117 169V171H116V173L118 174V173H120V171L122 172L123 170L122 169H124L127 173H125V172H123L124 174H129V176L128 175H124V176H128L129 178H130V174L131 175H133V177L135 178V180H134V178H132V180H134L136 183H134L135 184V189H133V188H131V187H133V186H129V184L130 183H127L128 184V186H129V188H131L129 191L127 190L128 188H125L124 186L126 185H122L121 183H120V181L119 182H116V184H114L113 182L112 183H110V184H112V185H115L116 186V190H114V188H112V190H114V191H116V193H117V196H118V199L119 200H121V202L123 201H127V199H132V200H130L129 202H131L132 203V206H134L133 205V202L132 201H135V202H140V197H141V200H142V195H141V193H140V195L138 194L139 192H141V190H143V186H142V189L140 190V191H138L137 190V192H135V190L137 189V186L136 185H138V187L140 188V184H138L139 182L137 181L138 179H137V177H135V175L137 176V174L136 173H134L135 172V169H140L139 170V173H141V172H144V171H142L141 170V168H140V166L142 167V165H143V162L145 161V157H144V159H143V162L142 163H140V164H142V165H138V167H136V166H134V171L129 167V165H128V163H126L127 165H128V167L127 168H123L122 166L124 165V164H121V162H122V160H124V158H128V159H133L134 157L133 156H131L130 154H127V150H125V151H127V152H124V154H123V152H121V151H117ZM135 150V151H136ZM149 150H152L151 149V147H150V149ZM148 150V151H149ZM181 150H185V149H181ZM180 150V151H181ZM187 150V149H186ZM81 151V152H82ZM130 151V150H129ZM173 151H175V150H172L171 152H173ZM191 151H193L194 152V150H191ZM197 151H198V149H197ZM206 151L208 152V154L206 153ZM59 152V153H58ZM66 152V151H65ZM82 152V153H83ZM87 152L85 153V154H87ZM152 152V151H151ZM160 152V151H159ZM1 153V152H0ZM57 153V154H56ZM78 153H80V152H78ZM126 153V154H125ZM130 153V152H129ZM136 153V152H135ZM137 153H138V150H137ZM156 153H157V151H156ZM161 153V152H160ZM162 153H164L163 151H162ZM191 153V152H190ZM199 153V152H198ZM196 153L197 155H202L201 153ZM48 154V153H47ZM66 154V153H65ZM85 154L83 155V156H85ZM88 154H87V157L84 159L83 158V156L81 155V158H83L84 160H86L87 161V158H88ZM159 153H157V155H158ZM174 154V153H173ZM181 154H184V152L182 153L181 152ZM180 153H179V155H181ZM80 154H77V157H75L74 156V158H76V159H74L75 161H72V162H68V167H69V169H70V172L72 171V172H74L75 174H77L76 175V177L78 178V179H75L76 177H74V180H76V181H74L75 182V184H79L80 186H81V188H83V189H85L84 187H86V180L87 179H90V171H89V169L87 168V165L89 164H87V165H85L84 164V162H83V159H79L78 161H76L77 160V158H78V156H79ZM149 155H150V153H149ZM168 155H170V154H168ZM178 155V156H179ZM185 155V154H184ZM192 155H194V156H196V157H198V159L200 160V157L199 156H197V155H195V153L194 154H192ZM139 156V155H138ZM138 156H136V157H138ZM160 156V154L158 155V157ZM163 156L164 157H167V156H165L164 154H163ZM204 156V158H205V155H203ZM60 157H58L59 159H60ZM80 157V156H79ZM101 157V158H100ZM151 157V156H150ZM196 157H194L195 159H196ZM48 158V159H47ZM65 158H67V157H65ZM95 158V159H94ZM184 159H185V157H183ZM182 158V159H183ZM202 158V157H201ZM207 158V157H206ZM236 159V161H235V159ZM0 159L2 160V158L0 157ZM68 159V158H67ZM72 159V160H73ZM88 159H90V158H88ZM139 159V160H138ZM138 159H136L137 161H141L140 159L141 158H138ZM178 159H180V158H178ZM181 159V160H182ZM197 159V160H198ZM203 159V158H202ZM215 159L217 160L216 162H218V163H216L215 162ZM1 160H0V168H1ZM66 160V159H65ZM180 160V161H181ZM187 159H185L184 160V162L186 161ZM59 161V160H58ZM61 161H63V160H61ZM61 161H59V162H61ZM67 161L68 160H66V163H67ZM70 161V160H69ZM90 161V160H89ZM91 161H92V159H91ZM173 162V167H176V169L174 170V171H176V170H178L179 168H180V164L183 162H181V163H178V167L175 165V164H177V163H175L174 164V161H172V158L168 161V162ZM178 161V160H177ZM187 161V162H188ZM202 161V160H201ZM202 161V162H203ZM94 162V161H93ZM96 162V161H95ZM97 162V163H98ZM103 162V161H102ZM130 162L132 163V161L130 160ZM133 162H134V160H133ZM147 162V161H146ZM192 162V161H191ZM201 162V163H202ZM234 162L236 163H238V165H239V168H237V171L235 170V171H231L232 172V174H235L236 175V178L238 177V179L236 180V182H234V185H230L229 187H230V189L228 190H226L223 186H225V185H229V181H226V179L228 178L227 177V175H226V179L224 178L225 177V173H224V176H223V171H228L229 170V166L230 165H232V164H234ZM130 163V164H131ZM149 163V162H148ZM203 163V164H204ZM192 164V165H191ZM198 164H199V161H198ZM216 164V165H215ZM220 164V165H219ZM65 165V164H64ZM103 165V163L101 164V166ZM137 165V164H136ZM169 165V166H168ZM175 165V166H174ZM201 165V164H200ZM99 166H100V163H99ZM112 166V167H113ZM132 166V165H131ZM192 166V167H191ZM197 166V165H196ZM199 166V165H198ZM202 166V165H201ZM89 167H91V166H89ZM94 167V166H93ZM96 167H98V166H96ZM133 167V166H132ZM143 167V168H144ZM172 167V168H173ZM218 169H216V168ZM95 168V167H94ZM94 168H93V170H94ZM107 168V167H106ZM164 168H167L165 171H164ZM171 168V167H170ZM169 168V169H170ZM178 168V169H177ZM192 168H195L196 170V172L194 173L193 171H192ZM219 168H223V169H225V170H223V171H221V169L219 170ZM230 168H231V166H230ZM8 169H7V171H8ZM90 169H92V168H90ZM97 169H99V168H97ZM116 169V168H115ZM247 169L249 170V171H247ZM93 170H91V171H93ZM95 170H96V168H95ZM95 170L93 171V173L95 172ZM101 169H99V171H100ZM105 170V169H104ZM107 170H108V168H107ZM113 170H114V168H113ZM152 170V169H151ZM171 171H172V169H170ZM170 170H168V171H170ZM202 170V171H201ZM98 171V172H99ZM109 171V170H108ZM108 171H107V173H108ZM110 171H112V170H110ZM109 171V172H110ZM141 171V172H140ZM168 171H167V173H168ZM173 171V172H174ZM61 172V173H60ZM71 172V173H72ZM136 172H137V170H136ZM147 172H149L150 173V171H147ZM146 172V173H147ZM178 172H180L181 173V171H177V173ZM222 172V173H221ZM230 172V170H229V174L231 173ZM59 173V176L58 177H60V179L58 180L57 179V177H56V174H58ZM96 173V172H95ZM102 173H103V170H102ZM102 173H101V175H102ZM106 173V174H107ZM111 173H113V172H110V176H111ZM116 173H115V171H114V173H113V176L115 177V175H116ZM122 173V174H123ZM135 175H134V174ZM149 173H147V174H149ZM175 173V172H174ZM249 173V174H248ZM70 174V173H69ZM105 174V175H106ZM122 174L120 173V174H118V176L119 175H121L120 177H121V179H122ZM172 174V176H173V173H171ZM253 176H252V175ZM72 175V174H71ZM95 175V174H94ZM109 175V174H108ZM108 175L107 176H105V178H103L104 180L108 177ZM142 175H143V173H142ZM152 175V172H151V174H150V177H152L151 176ZM206 176V178L209 176V178H210V182H209V180H208V182L206 181V179L204 180V178H205V176ZM75 176V175H74ZM103 176H104V174H103ZM109 176V177H110ZM144 176H145V174H144ZM147 176L145 177V179L147 178ZM171 176V177H172ZM1 177V176H0ZM2 177H4V175H2ZM102 177V176H101ZM112 177V176H111ZM114 177L112 178V179H114ZM120 177L118 178H116V179H120ZM138 177H140V179H144L143 178V176L141 177V174L138 176ZM169 177V176H168ZM170 177V178H171ZM175 177V176H174ZM175 177V179H177ZM204 177V178H203ZM231 177V176H230ZM229 177V178H230ZM29 178V179H28ZM232 178H234V177H232ZM231 178V179H232ZM235 178V179H236ZM250 178H252L253 180H251ZM257 179L256 181H254V179ZM18 179V178H17ZM116 179H114V180H116ZM120 179V180H121ZM128 179V178H127ZM208 179V178H207ZM225 179V180H224ZM234 179V180H235ZM16 180V181H15ZM27 180H25L27 183H28V187H29V181H27ZM38 180V181H37ZM103 180V181H104ZM108 180H110L111 181V179H106V183H107V181ZM114 180H112V181H114ZM156 180V181H155ZM171 180H172V178H171ZM178 180V179H177ZM233 180V179H232ZM239 180V182H237ZM25 181H23L24 183H25V185H26V182ZM89 181V180H88ZM109 181V182H110ZM118 181V180H117ZM122 181V180H121ZM134 181H132V182H134ZM226 181V182H225ZM17 182V183H16ZM22 182V183H23ZM34 182H33V184H34ZM73 182V183H74ZM129 182V181H128ZM131 182V183H132ZM231 182V181H230ZM233 182V181H232ZM260 182H262L263 184H260ZM88 183V182H87ZM125 183H126V181H125ZM161 183V184H162ZM170 183V182H169ZM213 183H214V185L215 184H218L217 186H219L220 184H223V183H225V184H223V186H219V187H217L216 185L214 186L213 185ZM17 184V185H16ZM21 184V183H20ZM91 184V183H90ZM89 184V185H90ZM133 184V183H132ZM174 184V185H173ZM230 184H232V183H230ZM24 185V186H25ZM32 185V184H31ZM35 185V184H34ZM70 185H71V183H70ZM76 185V186H77ZM79 185L77 186L78 188H79ZM82 185L84 186V187H82ZM103 185H104V183H103ZM17 186H18V188H17ZM24 186H23V188H24ZM27 186V185H26ZM68 186V185H67ZM66 186V187H67ZM88 186V185H87ZM91 187H92V184L90 185ZM102 186V185H101ZM105 186H107V185H105ZM104 186V187H105ZM127 186V187H128ZM234 186V187H233ZM32 187V186H31ZM71 187H73L74 188V186H71ZM90 187V188H91ZM114 187V186H113ZM226 187V186H225ZM27 188V187H26ZM59 189H60V191H59V193H60V195H61V197L63 198L62 200H66V202L68 201V202H70L71 201V198H74L73 196L70 198L69 197V194L66 192V191H63L64 189H62V188H60V187H58ZM76 188V187H75ZM74 188V190H76ZM80 188V189H81ZM89 188V186L86 188V189H88ZM97 188V187H96ZM99 188H102V187H99ZM98 188V189H99ZM106 188V187H105ZM108 188V187H107ZM161 188H162V190H161ZM227 188V187H226ZM29 189V188H28ZM28 189H27V191H28ZM31 189H33V188H31ZM31 189H29V190H31ZM66 189V188H65ZM79 189V190H80ZM97 189V190H98ZM104 189V188H103ZM146 189V188H145ZM163 189H165V193H163L164 191H163ZM23 190H25V188L23 189ZM73 190V191H74ZM82 190V189H81ZM89 190V189H88ZM99 190H101V189H99ZM110 190V189H109ZM167 190V191H166ZM32 191V190H31ZM30 191V192H31ZM34 191V190H33ZM32 191V192H33ZM57 191V192H58ZM72 191V192H73ZM94 191H95V188H94ZM111 191V190H110ZM163 191V192H162ZM248 191V192H249ZM26 192V191H25ZM29 192V191H28ZM27 192V193H28ZM48 192V191H47ZM77 192V191H76ZM76 192H74V193H76ZM84 192H87V191H85L84 190ZM93 192V191H92ZM112 192V191H111ZM162 192V193H161ZM166 192H169L170 194H171V197H172V199H173V201L172 200H169V198L167 197V199L169 200H167L166 199ZM115 193V192H114ZM150 193V192H149ZM169 193H167V194H169ZM202 193V194H201ZM58 194V193H57ZM87 194V193H86ZM98 194L100 195V193L98 192ZM104 194V193H103ZM151 194H149V195H151ZM162 194H164L165 196H163ZM206 194V195H205ZM248 194H250V193H248ZM31 195H33V196H37V193L35 194H33V193H31ZM30 195V196H31ZM77 195V194H76ZM105 195V194H104ZM104 195H100L101 197L103 196L104 197ZM110 195H112L111 193H110ZM220 195V196H219ZM253 195V194H252ZM27 196V195H26ZM36 196H35V198L33 199V200H35L36 199V201H37V198H36ZM53 196V195H52ZM51 196V199L53 198ZM56 196V195H55ZM95 196V195H94ZM100 196H99V199H100ZM113 196V195H112ZM262 196H263V198H262ZM60 197V198H61ZM81 197V196H80ZM85 197V196H84ZM92 197H93V195H92ZM106 197H107V195H106ZM150 197V196H149ZM208 197V201L209 200H211V199H213V198H209ZM32 198V197H31ZM55 198V197H54ZM53 198V199H54ZM89 198H90V196H89ZM221 198V197H220ZM12 199H14V203H11L10 202V200L11 201H13ZM52 199V201H55V200H53ZM56 199V198H55ZM134 199V200H133ZM148 198L146 197V201L148 202V200H147ZM201 199V198H200ZM84 200H86V198L84 199ZM98 202H97V201ZM101 200H103V198L101 199ZM151 200H152V198H151ZM261 200H259L260 201V203L262 202ZM118 201V200H117ZM150 201V200H149ZM170 201H171V204H170ZM199 201V200H198ZM197 201V202H198ZM211 201H216V200H211ZM210 201V203L208 204V202H206L205 201V199H204V201H203V203L204 202H206L207 204V206L209 207V208H207V206H205L206 208H205V211H206V209H210L211 210V213H212V215H210V214H208L209 216H206V215H204V214H206V213H201L202 215H204V217L203 216H201V218H200V221H199V225L200 224H202L203 225V227L204 228H206V229H209V230H206V231H210V230H212L213 228H214V224H215V229H217L216 228V223H220V225H225V227L227 226V225H231L230 224V222H229V218L226 216V212L224 213V215H221V216H225V217H227V222H229V223H227V222H225L224 221V219H226V218H224L223 219V217H221V216H219L218 215V213L216 212V210H214V209H216L217 207H225L228 203V201L226 202V203H224V202H222L221 201V199L219 200V201H216V202H211ZM221 201V202H220ZM256 201H258V200H256ZM259 201H258V203H259ZM33 201H31L29 204H31ZM56 202V201H55ZM58 202V201H57ZM67 202V203H68ZM71 202H73V201H71ZM87 202V201H86ZM85 202V203H86ZM120 202V201H119ZM120 202V203H121ZM138 202V203H139ZM231 202V201H230ZM230 202H229V204H230ZM127 203H128V201H127ZM130 203V204H131ZM138 203H136L137 205H138ZM172 203H174L175 205H172ZM194 203V204H195ZM200 203H201V200H200ZM53 204H54V202H53ZM69 204H71V203H69ZM72 204H74V203H72ZM71 204V205H72ZM122 204V203H121ZM129 204V205H130ZM135 204V205H136ZM145 204V203H144ZM229 204L227 205V206H229ZM234 205H235V203H233ZM32 205V204H31ZM129 205H125V203H124V206H129ZM180 205V206H181ZM200 205V204H199ZM51 205H49V207H50ZM66 206V205H65ZM123 206V207H124ZM146 206H148V204H146ZM150 206V205H149ZM195 206H196V204H195ZM18 207V206H17ZM48 207V206H47ZM48 207V208H49ZM76 207V206H75ZM74 207V208H75ZM123 207L121 208V209H123ZM130 208H131V206H129ZM200 207V206H199ZM203 207H204V205H203ZM233 207V206H232ZM231 207V208H232ZM239 207V208H240ZM28 208H30V205H29V207ZM27 208V209H28ZM130 208H125V210L126 209H128L127 211H129V209ZM134 208H135V206H134ZM134 208L132 209L131 208V210H134ZM143 208V207H142ZM148 208V207H147ZM196 207H194L193 209H195ZM198 208V207H197ZM197 208L195 209V210H197ZM17 209L19 210V211H17ZM77 209V208H76ZM141 209V208H140ZM139 209V210H140ZM145 209V208H144ZM142 210V213H143V211H147V210ZM149 209H150V207H149ZM184 209H182V211L184 210ZM204 209V208H203ZM228 210H229V208H227ZM233 209V208H232ZM235 209V208H234ZM45 210H47V208L45 209ZM130 210V211H131ZM200 210V209H199ZM219 210V209H218ZM239 211L241 210V209H238ZM26 211V212H25ZM126 211V212H127ZM135 211H136V209H135ZM177 211H178V213H177ZM193 210L191 209V212H192ZM208 211V210H207ZM225 211V210H224ZM122 212V213H121ZM136 212H138V211H136ZM140 212V211H139ZM184 212V214H186ZM190 212V211H189ZM198 212V211H197ZM219 212V211H218ZM229 212H231V215H232V210H229ZM228 212V214H230ZM10 213V212H9ZM29 213V212H28ZM41 213V212H40ZM39 213V214H40ZM132 213L133 214H136L135 212H133L132 211ZM131 213V214H132ZM158 213V212H157ZM157 213L155 214V215H157ZM192 213H196L195 211L194 212H192ZM220 213V212H219ZM237 213V212H236ZM235 213V214H236ZM71 214H72V216H71ZM125 214H127V215H125ZM139 214V213H138ZM179 215V218H178V215ZM181 215H182V213H180ZM190 214V213H189ZM189 214H186V215H189ZM199 214V213H198ZM222 214H223V212H222ZM243 214H241V216L243 215ZM29 215H31L30 213H29ZM84 215V214H83ZM137 215V214H136ZM140 215H137V216H140ZM2 216H5V215H3V214H1V217ZM85 216H86V214H85ZM88 216V215H87ZM192 217H194L193 219H195L196 218V216H194V215H191ZM130 217V216H129ZM134 217V216H133ZM184 217V216H183ZM199 217H200V215H199ZM235 217V216H234ZM243 217V216H242ZM6 218V217H5ZM32 218H33V216H32ZM155 218H156V221H155ZM188 217H186V219H187ZM1 219V218H0ZM30 220H31V218H29ZM38 219V218H37ZM82 219H84L83 217H82ZM86 219V218H85ZM131 219V218H130ZM153 219V220H152ZM157 219L159 220V224H158V222H157ZM181 219V218H180ZM182 219H184V221H186L185 220V218H182ZM191 220H192V218H190ZM189 219V220H190ZM196 219H198V216H197V218ZM230 219H232V221H233V218H232V216H231V218ZM237 219H239L238 217H237ZM236 219V220H237ZM246 219V218H245ZM2 220V219H1ZM132 221L134 220V219H131ZM199 220V219H198ZM247 220V219H246ZM162 220H161V222H163ZM182 221V220H181ZM183 221V222H184ZM197 221V220H196ZM196 221H194V222H196ZM218 221V222H217ZM231 221V223H233ZM239 222H241L240 221V219L238 220ZM82 222H84V221H82ZM85 222H87V221H85ZM129 222V221H128ZM173 222V221H172ZM41 223V222H40ZM39 223V224H40ZM171 223V222H170ZM188 222H186V225L188 226V224H187ZM218 223V224H219ZM236 223H238L237 221H236ZM242 224L241 225H239V227H240V231L239 230H237V231H239L238 233H239V235L241 234V236H239V235H237L238 236V238L240 237L241 238V241L243 242V244H245L244 246H247V245H249L250 247H252L254 250H256V252L258 253H260V254H258V255H261V252L260 251H262V253L264 252V248H263V246H264V240L263 239H261V242H262V245H261V242L260 241H256L258 238L256 237V236H253V235H256V233L255 232H253L255 229H256V225L254 226V228L255 229H253V231L251 232L250 231V228H249V225H246V223L248 224V222L246 221V223L245 224H243L244 222L242 221L241 222ZM85 223H83V225H84ZM87 224V223H86ZM126 224H128L129 226H131V227H129V226H127V228L125 227L126 226ZM135 224V223H134ZM182 224V223H181ZM184 224V227L182 226V225H180V227L182 226V228H185V223H183ZM190 224V223H189ZM193 224V223H192ZM192 224H190V225H192ZM198 224V223H197ZM41 225H42V223H41ZM73 225V224H72ZM78 225V224H77ZM80 225V224H79ZM78 225V226H79ZM135 225H137V224H135ZM134 225V226H135ZM176 225V226H177ZM196 224L194 223L193 224V226H195ZM233 225H234V223H233ZM236 225V224H235ZM234 225V226H235ZM40 226V225H39ZM74 226V225H73ZM76 226V225H75ZM108 227L107 229H106V231L104 230V227ZM236 226H238V225H236ZM261 226V225H260ZM259 226V227H260ZM42 227H43V225H42ZM77 227V226H76ZM76 227H75V229H76ZM84 227V226H83ZM88 227V226H87ZM129 227V228H128ZM179 227V228H180ZM190 227V226H189ZM222 227V226H221ZM224 227V226H223ZM224 227V228H225ZM228 227V226H227ZM238 227V228H239ZM74 228V227H73ZM135 228H137V226H135ZM135 228H133L134 230H131V231H129V232H127V233H131V232H135ZM188 228V227H187ZM195 228V227H194ZM228 228H230V227H228ZM236 228V227H235ZM234 228V229H235ZM21 229V230H20ZM41 229V230H42ZM74 229V230H75ZM80 229H82V227H80ZM127 229V230H126ZM141 229H136V230H138V231H140ZM141 230L142 231V233H143V231L144 230ZM176 229V228H175ZM215 229H214V231H215ZM219 229V228H218ZM221 229H223V228H220V230ZM261 230H263L262 228H260ZM77 231H79V228L78 229H76ZM113 230V229H112ZM114 230H115V228H114ZM150 230V231H149ZM184 229H182V231H183ZM187 229L185 228V230L184 231H186ZM190 231L188 232V233H190L191 232V230H193L191 227H190V229H189ZM215 231V232H217V233H222V231ZM236 230V229H235ZM260 230V231H261ZM20 231H21V233H20ZM82 231V230H81ZM110 231V230H109ZM140 231V232H141ZM144 231V232H145ZM173 231H175V230H173ZM181 231V233H183ZM203 231V230H202ZM213 231V230H212ZM228 231V230H227ZM232 231H233V229H232ZM237 231H235V232H237ZM258 231V230H257ZM37 232V231H36ZM66 232V234H67V236L68 235H70L72 238H73V241L75 242V244H76V248H74V249H76V251L75 250H72V249H70V251H69V249H65L64 247H63V245H60V244H62V243H64V241L63 240H61V241H63V242H61L60 243V239H61V234L62 233H65ZM90 232V231H89ZM113 232V231H112ZM115 232V231H114ZM112 233L111 234V239L110 240H114V242L116 241V240H119V243H120V241H121V238H120V236H118L117 235V233ZM116 232H120V231H116ZM137 232V231H136ZM139 232V233H140ZM145 232V233H146ZM187 232V231H186ZM224 232H225V230H224ZM263 232H264V230H263ZM76 233V232H75ZM78 233V232H77ZM88 233V232H87ZM141 233V235H143ZM157 233H156V235H155V233L153 234L154 236H157ZM173 233H175V232H173ZM179 233V232H178ZM177 232H176V235L178 234ZM185 233V232H184ZM201 233V232H200ZM205 233V232H204ZM204 233L202 232V234L204 235ZM207 233V234H206ZM205 234L206 235H208V232H206ZM212 233H214V232H212ZM221 233H220V235H221ZM229 233V232H228ZM253 233H255V234H253ZM41 234V233H40ZM92 234V233H91ZM90 234V235H91ZM94 234H92V235H94ZM136 234L138 235V236H136ZM151 234V233H150ZM150 234H145L146 236L148 235V236H150ZM172 235V238H171V236H169V235ZM194 234V235H193ZM211 234V233H210ZM215 234V233H214ZM222 234H224V233H222ZM236 234V233H235ZM258 234V233H257ZM35 235V234H34ZM96 235H94V236H96ZM100 235V236H99ZM119 235H122V234H119ZM125 235L126 234H124L123 236L125 237ZM131 235V234H130ZM133 235H135V237H139V235L140 234H138V232L137 233H132V236ZM175 235V236H176ZM183 235V234H182ZM185 235H187V234H185ZM216 235V234H215ZM220 235L218 236V237H220ZM231 235V234H230ZM86 236V235H85ZM93 236V237H94ZM122 236V237H123ZM128 236V235H127ZM146 236H144V238L142 237V236H140V237H142V239H140L139 241H141V240H143V239H149V237L148 238H145ZM154 236H150L151 237V241H152V237H154ZM181 236V235H180ZM179 235H178V237H180ZM200 236H202V235H200ZM200 236H199V238H200ZM260 236H261V232H260ZM92 237V238H93ZM130 237V236H129ZM128 237V238H129ZM139 237V238H140ZM183 237V236H182ZM195 237H198V236H196L195 235ZM204 237V236H203ZM225 237V236H224ZM233 237V236H232ZM254 237L255 238H257L256 240L254 239ZM63 238H65V237H63ZM62 238V239H63ZM170 238L172 239V240H170ZM177 238V239H176ZM198 238V239H199ZM228 238V237H227ZM237 238V239H238ZM107 239V238H106ZM105 239V241H107L108 242V239L106 240ZM131 239V238H130ZM130 239L128 240V241H130ZM138 239V238H137ZM175 239L176 240H178V239H180V243H178V245L175 243ZM196 239V238H195ZM205 239H207V238H205ZM214 239H217V235H216V238H214ZM221 239H223L222 237H221ZM221 239H220V241H219V243H216L217 244V247H214L215 245H214V243L212 244V246L214 247V250L212 251V252H210L211 254H209V253H207L208 254V258L210 259L211 258V260L213 261V259H214V261H217V258L220 256V259H221V255L223 256L224 254L226 255L227 253H228V246H227V242L226 243H224L223 242V240L221 241ZM225 239H226V237H225ZM224 239V240H225ZM125 240H126V238L123 240L124 241V243H125ZM132 240V239H131ZM145 240H143V241H141V242H145ZM197 240V239H196ZM200 240V239H199ZM198 240V241H199ZM213 240V239H212ZM219 240V239H218ZM230 240V239H229ZM236 240V239H235ZM239 241H240V239H238ZM237 240V241H238ZM263 240V241H262ZM66 241V240H65ZM69 241H72V240H69ZM72 241V242H73ZM127 241V242H128ZM132 241H134V240H132ZM147 241V240H146ZM150 240H148V242H149ZM150 241V242H151ZM173 241V242H172ZM202 241V240H201ZM205 241V240H204ZM208 242L210 241L209 239L207 240ZM215 241H217V240H215ZM215 241H213V242H215ZM238 242V243H242V242ZM35 242V241H34ZM113 242V243H114ZM138 242V241H137ZM137 242H136V248L138 247L137 246ZM140 242V243H141ZM148 242H145L144 244H143V246H142V249L140 248L139 250H145V255L144 256H146V259H143V261L142 262H138V261H136V258H131V257H129V262H128V260L127 261H125L124 262V264H156V263H158V264H162L161 262H160V260H164V255H163V257H162V259L160 258L159 259V257H160V255L157 253L158 251H159V249L161 248V247H159L158 248V251H156V249H157V247L155 246V244H153L152 242V244H150V242L148 243ZM177 242H179V240L177 241ZM211 242V241H210ZM55 243V244H54ZM94 243V242H93ZM103 243H104V241H103ZM108 243H110V242H108ZM129 244L131 243V241L130 242H128ZM127 243V245H129ZM134 243H135V241L134 242H132V244L134 245ZM199 243V242H198ZM229 243V242H228ZM237 242H236V244H238ZM65 244V243H64ZM75 244H73V245H75ZM104 244H106V243H104ZM116 244H117V241H116ZM159 244H156L157 246L159 245ZM193 244V245H194ZM235 246H238V245H236L235 243H233ZM52 245L54 246V248L52 247ZM66 245H67V241H66ZM65 245V246H66ZM70 244H68V246H69ZM96 246V247H94V246ZM111 245V244H110ZM120 245V244H119ZM119 245H117V246H119ZM122 245H124L123 243H122ZM126 245V244H125ZM138 245H140L139 243H138ZM164 245V246H163ZM198 245V244H197ZM205 245H206V243H205ZM209 245V243L207 244V246ZM233 245V246H234ZM34 246V245H33ZM109 246V245H108ZM111 246H113V245H111ZM130 246H132V245H130ZM160 246V245H159ZM178 246V248H176ZM189 246V247H190ZM203 246V245H202ZM207 246H205V247H207ZM210 246H211V244H210ZM210 246H208V248L210 247ZM211 246V249H213V247ZM232 246V247H233ZM240 247L242 246V245H239ZM59 247V248H60ZM94 247V248H93ZM133 247V246H132ZM135 247V246H134ZM250 247L248 248V249H250ZM59 248L57 247V250L59 251ZM67 248H69V247H67ZM119 248V247H118ZM144 248V249H143ZM163 248V250H164V253H165V249ZM187 248V247H186ZM200 248H204V246L203 247H199V249ZM229 248H231V247H229ZM239 247H237L236 249H235V247L233 248V250L235 249V250H237ZM24 249V248H23ZM62 249H60V251L62 250ZM112 248H110V249H108V250H110L111 252H112V250H111ZM207 248H205L204 250H206ZM210 249V248H209ZM210 249V250H211ZM243 248L241 247V251H238V252H240V253H242V251L244 250H242ZM246 249V248H245ZM253 249H252V251H253ZM130 250V249H129ZM129 250H128V252H129ZM132 250V249H131ZM139 250H138V252H139ZM162 250V251H163ZM178 250V251H177ZM189 250V249H188ZM188 250L186 251V250H184L183 252H180V254L181 253H184L185 251H186V256H187V253H188ZM191 250V249H190ZM204 250H202V251H200L201 252V255H203L202 254V252H204ZM238 250H240V248L238 249ZM28 251V250H27ZM59 251V252H60ZM63 251V252H64ZM116 251H117V248H116ZM122 251V250H121ZM132 251H134V250H132ZM161 250L159 251V253L162 255L163 254V252H162ZM181 251H182V249H181ZM245 251V256H248L249 254H247L246 255V250H244ZM249 251V250H248ZM251 251V250H250ZM62 252V251H61ZM80 252V253H79ZM108 252V251H107ZM124 252V251H123ZM122 252V253H123ZM128 252H124V253H128ZM171 252H172V250H171ZM190 252V251H189ZM230 252H233V251H230ZM122 253H120L121 255H122ZM175 252H172V254H174ZM250 253V252H249ZM253 253V252H252ZM63 254H65V253H63ZM98 254H99V252H98ZM111 254V253H110ZM116 254H117V252H116ZM125 254V255H126ZM141 254V253H140ZM144 254V253H143ZM166 257L168 256V257H171V253H170V251H168V249H167V251H166ZM175 254V255H176ZM192 254V253H191ZM193 254H195V251H194V253ZM192 254V256H197V258H199V256L198 255H193ZM256 254V253H255ZM264 254V253H263ZM66 255V254H65ZM81 255V257H83ZM101 255H104V254H101ZM101 255H98V256H100V258H103V257H101ZM112 256L111 257H113L114 255L113 254H111ZM118 255V254H117ZM128 255L129 256H134V254L133 255H131V254H129L128 253ZM128 255H126V256H128ZM170 255V256H169ZM174 255V257H176ZM182 255H184V254H182ZM206 255V254H205ZM97 256V257H98ZM139 256H141V255H139ZM186 256H184V257H186ZM226 256H229V254L228 255H226ZM225 256V257H226ZM250 256V255H249ZM72 257V258H71ZM136 257V256H135ZM143 257V256H142ZM180 259L181 258H183V256H178ZM206 258H207V256H205ZM224 257V256H223ZM224 257V258H225ZM264 256H262V257H259V256H257V254L256 255H252L251 254V256L250 257H248L247 259H249L250 258V260H252V261H250L249 260V263L250 264H263L264 262L261 260V258H263ZM117 258H118V256H115L114 257V259L113 260H116V262H118L119 264H121V262H119L118 260L120 259V258H118V260H117ZM193 258V257H192ZM192 258H190V259H192ZM84 259V261H86V259L85 258H82L81 260H83ZM142 259V258H141ZM166 259V258H165ZM169 259V258H168ZM167 259V260H168ZM172 260H173V256H172V258H171ZM180 259H177V261H178V263H180L179 262V260ZM184 260H185V258H183ZM182 259V260H183ZM194 259V258H193ZM219 259V258H218ZM219 259V260H220ZM228 259H231V258H228ZM234 259V258H233ZM80 260V259H79ZM79 260H77V263H78V261ZM97 260H98V258H97ZM108 260V259H107ZM121 260V259H120ZM122 260H123V258H122ZM137 260H139V258H137ZM166 260V261H167ZM171 260V261H172ZM222 260V259H221ZM263 260H264V258H263ZM73 261V260H72ZM94 261V260H93ZM171 261H169L170 262V264H174L175 262H171ZM176 261V260H175ZM177 261H176V264H178L177 263ZM196 261V260H195ZM245 261H246V259H245ZM248 261V260H247ZM74 262V261H73ZM89 262V261H88ZM92 262V261H91ZM90 262V263H91ZM98 262V261H97ZM100 262V261H99ZM107 262V261H106ZM105 262V263H106ZM168 262V261H167ZM223 262H224V260H223ZM223 262H222V264H223ZM83 263V262H82ZM81 263V264H82ZM89 263V264H90ZM92 263H94V264H96V262H92ZM91 263V264H92ZM109 263V262H108ZM123 263V262H122ZM182 263V262H181ZM191 263V262H190ZM248 264V262H241L240 260H238V259H234L233 261H230L228 264ZM84 264V263H83ZM107 264V263H106ZM110 264V263H109ZM165 264H167V263H165ZM193 264V263H192ZM195 264V263H194Z\"/></svg>",
	"mask_w": 264,
	"mask_h": 264
},
{
	"label": "rangeland",
	"instance_id": "374dc122",
	"mask_svg": "<svg viewBox=\"0 0 264 264\" xmlns=\"http://www.w3.org/2000/svg\"><path fill=\"white\" fill-rule=\"evenodd\" d=\"M6 0H0V43H1V41H3L2 39H5L4 41H6L7 42V44H8V46L6 45V43H5V49H11V50H14V51H11V52H14V53H11L10 51V53H7V52H4V51H6L5 49H2V50H0L1 52H0V90H1V88H3L2 89V91L4 90V89H8L7 91L6 90H4V91H6L3 95H1V98H3V99H1L0 98V112H3L4 113V111H7V112H9V113H6V116H8V114H9V118H11V119H13L14 118V120L16 121V122H18V123H20V121H21V118H18V116L16 115V116H14V113L12 112V110L13 111H15V109H13L14 107H16V112L17 113H20L21 115H22V121H25V122H29L28 124L31 126V128H32V130H33V135H38L39 137H41L42 135H41V131H42V129L44 128V126L46 125V124H48V122L50 121L51 123L54 121H58V118H57V116H55V115H51V114H49V108L50 107H52L53 106V101H55V100H52V99H54V98H50V96L51 97H53L52 96V92L54 93H56V94H54V97H56L57 96V98H56V101L58 100V98H59V100H64L65 99V102H70V103H72V104H74V105H76V107L77 108H80V109H83V108H85V109H87V111H86V114L88 115V113L90 114L91 113V111L88 109V108H86V106L84 105L85 103H86V101H84L85 100V97H86V94L85 93H83L84 91H81V88H82V90L84 89L83 87L84 86H87V83H85V82H87V80L86 79H84V73L83 72H86V71H88L89 70V67L91 68V65H90V63H91V61L88 59V61L87 62H90L89 63V65H88V63L86 64V63H84V65H83V67H82V64H83V62L81 63L80 61V63L79 62H77V63H79V64H77L76 62H75V64L74 63H71L70 65H71V67L73 68V71L75 72V77H77L76 78V81H74L73 83H69V82H67V83H69L68 85H70V86H68L67 84H65V85H67V86H65L64 85V83L66 82V81H63L64 83H62L61 82V85H60V82H58V81H54V80H56V79H54V76L52 77V75H53V73L55 74V75H59V69H57L58 67H55L54 68V70L51 72V73H49V74H51V76L48 74V72H46V74H44L45 72H44V70L42 69V66H40V64H38L39 62H36L37 60L35 59L36 57H39L38 56V54L37 55H35L36 53H34V52H36V50L38 49V45L37 44H39V42H38V40L39 39H41V34H42V30L44 31V32H49L50 30H53L52 31V33L55 31L56 33H58V35H61V34H66L67 35V33H68V31L70 30V32L68 33V38L69 37H72V39L74 40H72L71 38V43H73V45L74 46H76V47H80V45L79 44H82L81 46H83L84 47V52L82 51H77V52H75L74 54H73V56H75V57H78V55L77 54H79L80 56L81 55H85V53H88V50L90 51L89 53H94V52H96V53H98L97 51H99V53H105L106 52V50L107 49H104V48H106V45H105V43L103 42V40H102V38L100 37L101 36V28H100V26L97 24H95L94 26L93 25H91L93 28H91V26L90 27H87V26H89V24L88 23H86V25H85V22H82L85 18L84 17H86V19H90V16H88L87 14H84V13H80V9L81 8H87V9H89V7H91L90 6V4H92L91 3V0H52L53 2H52V6H51V4H48L47 5V2H49V0H43V3H42V0H36V2H32V0H24V2H23V0H14V1H10V0H7L6 2H5ZM16 1V2H15ZM22 1V2H21ZM29 1V2H28ZM35 1V0H34ZM207 1H212V0H207ZM14 2V3H13ZM28 2V3H27ZM32 2V4L30 5V3ZM39 2V3H38ZM12 3H13V5L14 6H18L19 5V7H20V9H23V10H30L31 11V14H33L32 16H31V14H30V16L32 17V20H29V22H28V20H26L25 21V19H20V18H22V17H18V19H20V22H19V25L15 22V21H17V19L15 20V19H13V18H10V17H12L10 14H9V12H7L6 11V6H8V5H12ZM18 3V4H17ZM21 3H24V5L23 4H21ZM37 3V4H36ZM65 4V5H64ZM5 5V6H4ZM35 5V7H33ZM44 5H46L45 7H44ZM26 6H28L27 7V9H26ZM30 6V7H29ZM31 6H32V8H31ZM39 6V7H38ZM51 6V7H50ZM54 6H56L57 7V9H56V7L55 8H53ZM86 6H88V7H86ZM18 8V7H17ZM30 8V9H29ZM35 8V9H34ZM49 8V9H48ZM69 8H71V10L69 9ZM80 8V9H79ZM3 9H4V11H3ZM31 9H33V10H31ZM54 9H56V10H54ZM182 9V8H181ZM181 9L179 8V10L181 11ZM184 9V8H183ZM35 10V11H34ZM54 10V11H53ZM57 10L59 11V12H57ZM69 10L70 11H74L75 12V14L77 13V17L78 18H75V17H73V16H71L70 14H68L69 13ZM33 11V12H32ZM35 12V13H34ZM44 12V13H43ZM88 12V11H87ZM183 12V11H182ZM54 13V14H53ZM59 14L60 13V16H61V14H62V16L61 17H65L64 19H66L67 18V21H69L68 23H69V25L67 26V25H63V27H62V24L60 23V20H58V19H60L56 14ZM172 13H175V14H180L181 12H179V11H174L173 10V12ZM7 14V15H6ZM41 14H46V15H48V19L47 20H41L40 19V16H41ZM184 14H185V9H184ZM45 15V16H46ZM86 15V16H85ZM31 17H27L26 19H31ZM56 17V18H55ZM69 17H70V20H71V22H70V20H69ZM72 17V18H71ZM178 17H180V18H182L183 17V13H182V16H178ZM24 18V17H23ZM35 18V19H34ZM75 18V19H74ZM84 18V19H83ZM37 19V20H36ZM77 19V20H76ZM82 19V20H81ZM11 20V21H10ZM15 20V21H14ZM80 20V21H79ZM13 21V22H12ZM25 21V22H24ZM35 21V22H34ZM67 21H66V23H67ZM78 21V22H77ZM21 22H22V24H21ZM36 22H37V24H36ZM80 22H82V23H84V25L82 26V23H80ZM26 25H25V24ZM60 23V24H59ZM76 23H78V26L80 27V29H79V27H77L76 25ZM15 24V25H14ZM39 24H41V25H39ZM72 24V25H71ZM88 24V25H87ZM170 26H172L173 24L171 23H168ZM18 25V26H17ZM12 26V27H11ZM17 26V27H16ZM25 26V28H23ZM56 26V27H55ZM68 27V30H67V27ZM83 27V29H82V27ZM86 26V27H85ZM99 26V27H98ZM49 27V29H46V28H48ZM52 27H54V29H51ZM64 27H66V28H64ZM71 27V28H70ZM77 27V28H76ZM112 27L113 26H111V27H109V32H111L112 30H114V29H116L115 27H113L114 29H112ZM58 28V29H57ZM62 28H64V29H62ZM70 28V29H69ZM88 28V29H87ZM95 28V29H94ZM56 29H57V31H56ZM60 29H62L61 31H60ZM73 29V30H72ZM77 29V30H76ZM82 29V30H81ZM89 29H90V32H89ZM99 29V31H97ZM41 30V31H40ZM47 30V31H46ZM64 30V31H63ZM66 30V31H65ZM95 30V31H94ZM11 31H12V33L13 34H15V36L13 35V34H10L11 33ZM13 31H16L15 33L13 32ZM24 31H25V33H24ZM28 31V32H27ZM117 30H115V32H116ZM6 32V33H5ZM8 32H9V34H8ZM27 32V33H26ZM43 32V33H44ZM64 32V33H63ZM83 32V33H82ZM86 32V33H85ZM113 32V31H112ZM41 33V34H40ZM50 33H51V31H50ZM83 34V36H82V34ZM87 33H89L88 34V36H87ZM91 33V34H90ZM8 35V36H10V38H11V41L9 40L8 41V39H10V38H8L7 39V37H5L6 35ZM29 34H31L30 36H28ZM38 34H39V36H38ZM81 34V35H80ZM86 34V35H85ZM93 34V35H92ZM97 34V35H96ZM62 35V36H63ZM92 36V38H91V36ZM96 35V37L94 38V36ZM13 36V37H12ZM16 39H15V38ZM31 37V38H30ZM38 37V38H37ZM30 39V40H28V39ZM87 38H88V42H87ZM91 39V40H90ZM195 39H196V37H195ZM14 40V41H13ZM17 40H19V41H17ZM29 42V44H28V42ZM77 40H80V41H78L77 42ZM83 40V41H82ZM135 39H133L132 40V42H131V45H132V47L130 46V44L129 43H121V42H119V43H116L117 44V46L119 47V48H121L122 47V49H121V51L123 52L124 51V53H127V51L128 50H130V48H132L131 50H130V53L132 54V55H130V54H128L127 53V55L126 54H122V52L120 53L119 52V55L121 56H119L121 59H123V61H125L126 59L125 58H127V57H129V59L127 58V61H125L128 65H131V64H133V62H134V58H132V56L134 57V53L136 52V50H137V47H138V42L135 40ZM197 40V39H196ZM200 40L203 42V40L200 38ZM200 40H199V38H198V40L197 41H199L200 42ZM32 43H31V42ZM37 41V42H36ZM40 41V40H39ZM90 41H94V42H92V45H91V43H89ZM100 43H99V42ZM226 41L227 40H225V41H222V43L224 44L225 43V45H227L226 44ZM9 42V43H8ZM36 42V43H35ZM77 42V43H76ZM82 42V43H81ZM85 44H84V43ZM165 42V45L168 47V49L169 48H172L171 46H172V43H170V42H166V41H164ZM205 42H207V40H205ZM15 43H18V44H15ZM94 43H95V45H94ZM103 43H104V46H103ZM168 45H167V44ZM209 43V42H208ZM207 43V44H208ZM228 43V42H227ZM32 44V45H31ZM36 44V45H35ZM85 46H84V45ZM99 44V45H98ZM122 44H123V46H122ZM125 44V45H124ZM129 44V45H128ZM169 44H171V45H169ZM93 45H94V47L95 48H93L92 49V47H93ZM209 46H210V44H208ZM22 47L21 48V50H20V47ZM29 46H31L32 47V54H31V48L29 47ZM91 46V47H90ZM127 46L129 47V49L127 50V49H125V48H127ZM87 49H86V48ZM123 47H125L124 49L125 50H127L126 52H125V50H123ZM134 47V48H133ZM136 47V48H135ZM192 47H194V45H192L191 47H190V51H191V53L192 54H194V55H192L191 54V58H188L187 57V59H186V57L184 58L183 57V60H179L178 59V62H180L179 64L180 65H182V63L185 61L186 63H188V61H190L188 64H186L185 62H184V65H182L183 66V68H182V70H181V72H180V74H177V73H175V72H172V70L170 69L169 70V68H167L166 67V69L165 70H161V73L162 74H159L157 77H156V80H150V79H148V74H146V72H147V70L149 71V68H151L152 66H153V64H154V61L152 60V59H149V57L148 56H145L144 57V62H145V64L147 65V63H148V65H147V67H146V70H145V73L144 74H146L147 76H145V77H143V79H145V81L147 82V84L150 86H148L150 89L149 90H152L153 91V88H154V90L157 92V93H155V91H153L154 92V94L155 95H152V96H155V97H160V98H158V99H161V97H162V100L163 101H161L160 102V100L158 101V99H157V103L156 102H153V103H151L152 101H155L156 99L154 98V97H150V99H148L149 97H148V95L147 94H149V93H147L146 95H147V97H146V95H145V97H146V99L143 97V100L145 99V101H147V103H148V101H150L149 103H150V106H147L148 104L146 103V106L147 107H149L151 110H152V112H150V110H148L147 109V107L145 106V112H143L142 111V113H141V111L139 112V113H137V111L135 110H133V113H134V115H132L131 113H132V108L131 107H129L130 105H125V104H123L124 102L123 101H125V99L127 98L128 99V97H130V95L128 94V93H125L124 92V90L122 91V93H121V95L119 94H117L116 93V95H118V96H116V98H117V100H118V102H120L122 105H123V107H124V105H125V107L124 108H126L125 110L126 111H128L129 109V111H128V113L130 114V116H135V117H133V118H130V116L127 118V120H126V123L124 122L123 124H125V128H124V125L121 123V122H119V120L117 121V119L116 120H112L114 123H117V126L116 125H114V129H116L117 128V130H114V132H115V137L116 136H118V139L116 138L115 139V137L114 138H112L113 139V141H115L114 143H119V142H121L120 140H122V138H124V143H122L121 142V148L119 149L118 147H116V146H114V147H110L109 146V148L111 149H109V151L111 152V151H113L115 148H116V150H117V148H118V150L119 151H121V152H123V154H124V152H127V154H130L131 156H133L134 158L133 159H128V158H124V160H122V162H121V164H124L122 167L124 168H127L128 167V165H129V167L134 171V166H136V167H138V165L140 166V165H142V164H140V163H142L143 162V159H144V157H145V161L143 162V165H142V167L140 166V168H141V170L142 171H144L145 170V167H144V165L145 166H147L148 164L149 165H151L150 163V161L151 160H153L154 159V162L156 161H158V159L157 158H159V160H160V157H161V159L162 158H164L163 160H165V162L167 163V164H169V163H172V164H169L168 166H169V168L170 169H172V171L168 168V170H170V171H168V170H166L167 168H164V171H165V174H166V179L165 180H170V181H168V182H166V181H164L165 183L163 184L162 182H163V180H162V182H161V180H158V181H160V182H158V183H160V184H158V185H161V186H163L162 188H166L167 187V185L169 186L170 184H172V182L174 183V182H176V181H179V180H181V178H182V173H183V171L185 170V168H186V166L185 165H183L184 163H187L186 165H187V169H189V167L190 166H188V164H189V161H188V159L189 158H191L190 157V155L193 157V159L192 160H190V163H192V164H194L195 163V161H197V164L195 163L194 165H193V167L195 166V168L197 169V167H198V169L199 170H196L195 168H192V171L195 173L196 171H198V172H196L195 173V175L197 174H200L201 172H200V169L202 168V167H204L203 165H207V163H204V162H207L208 161V159H210L212 156H215L214 154H208V152L206 151V153L210 156V155H212L210 158H209V156L208 155H206L205 154V151H203V150H206V146H204L206 143H205V139H206V137L203 135V133H202V129H205V128H208V129H210L211 128V126H213V124L214 125H216L215 123H216V117L215 116H213V117H211V119H207V120H205V122H203L201 119H200V122H201V127H195L194 128V130H187V132H183V128L181 127V125H179V123H181V124H184V125H182V126H184V128L185 127H189V119H188V112L187 113H185L186 112V109H187V104H186V102L187 101H191V100H195V98L197 97V96H193L192 95V93H191V91H192V89L191 88H189V86L191 87V85H192V87H194V86H196L195 84H194V80L192 81V79H190V77H192V75H190L191 74V69L193 68V69H195L196 67H199V65L200 66H203L204 65V67H205V65L206 66H208V67H210L209 65H208V63L206 62V61H201V63H200V61L199 60H197V59H194L195 57H197V55H198V51H200V48H198L197 46L195 47V48H193L192 49ZM3 48V47H2ZM14 48V49H13ZM29 48H30V50H29ZM89 48V49H88ZM0 49H1V47H0ZM25 49L28 51L29 50V52H28V54H27V52H25ZM33 49H36V50H33ZM90 49H92V50H90ZM95 49V50H94ZM98 49V50H97ZM134 49H136V50H134ZM194 49H196V50H194ZM16 50V51H15ZM86 50V51H85ZM105 50V51H104ZM134 50V51H133ZM198 50V51H197ZM18 51L20 52L21 51V53H18ZM25 53H24V52ZM15 52H16V54H15ZM129 52V51H128ZM4 53V54H3ZM20 54V55H18V54ZM3 54V55H2ZM5 54H7V56L5 55ZM12 54H14V58H11L12 57ZM29 57V58H27L26 57V55ZM31 54V55H30ZM155 54H157V56L155 55ZM163 54L165 55V53H161V52H159V51H155V53L153 54V57L155 58V57H158V58H161V57H159V56H162L163 57ZM15 55H18L19 56V58L21 59V60H26V59H30L32 56V60L33 61H35V62H33V61H31V59L29 60V61H31V63L33 62V67H31V69H28V72L26 71V73H24V74H20V72H19V70L18 69H20V66H19V64H21V60H19V58L17 57V56H15ZM129 55V56H128ZM4 56H6V57H4ZM9 56V57H8ZM22 56L23 57H26V58H24V59H22ZM35 56V57H34ZM118 56V55H117ZM8 58H11V59H8ZM157 58V59H158ZM164 59H166V57L164 56L163 57ZM167 60H172L171 58V56L170 57H168L167 56ZM192 58H193V60H197V62L199 63H197V62H194L193 60H192ZM12 59L13 60H15V61H12ZM18 59V60H17ZM66 59V60H65ZM65 59H63V62H65V61H67L68 59L67 58H65ZM131 59H134L133 61H131ZM191 59V60H190ZM129 60V61H128ZM148 61V62H146V61ZM186 60H188V61H186ZM20 62L19 64L17 63V62ZM175 61V60H174ZM194 63H193V62ZM131 62V63H130ZM192 62V63H191ZM203 62H205V64L203 63ZM15 63H17V65L15 66V67H13L14 66V64ZM23 63V62H22ZM150 64V65H149ZM152 64V65H151ZM186 64V65H185ZM194 64V65H193ZM198 64V65H197ZM12 65V66H11ZM89 66V67H88ZM133 66V65H132ZM185 66V67H184ZM194 66V67H193ZM10 67H12V68H10ZM40 67H41V69L43 70H41L40 69ZM88 67V68H87ZM134 67H135V65H134ZM192 67V68H191ZM208 67H206V68H208ZM10 68V69H9ZM33 68V69H32ZM148 68V69H147ZM224 68L226 69V71L227 70H229V69H227L225 66H224ZM14 69V70H13ZM75 69V70H74ZM30 70H32V71H30ZM57 70V71H56ZM164 72V74H166V76H164L163 75V72ZM172 72V73H170V72ZM187 71H189V73L187 72ZM11 72H13L12 73V75H11ZM32 72V73H31ZM81 72V73H80ZM185 72H187L186 74H181V73H185ZM228 72V71H227ZM7 73H9L11 76H8L9 74H7ZM31 73V74H30ZM170 73V74H169ZM173 73H175V74H173ZM29 74V75H28ZM49 75L48 77H46V75ZM82 74V75H81ZM168 74H169V76H168ZM176 74H177V76L178 75H180V76H178V77H176ZM7 75V76H6ZM80 75H81V77H80ZM161 75V76H160ZM163 75V76H162ZM175 78H178V79H180L179 77H181L182 76V79L184 80V79H186V81L184 82L183 81V84H184V86H183V84H182V86H181V82H182V80L179 82V80L178 81H176L175 79H174V77ZM187 75V76H186ZM242 74H240L239 73V75L237 74V77H238V80H240V81H243V82H246L247 80L246 79H243V78H245L244 77V75H242ZM7 77V78H5V77ZM18 76H20V77H18ZM26 76H27V79L25 80V78H26ZM183 76H185L184 78H183ZM188 76H190V77H188ZM13 77V78H12ZM23 77V78H22ZM165 78V79H167V81L169 82L168 83V87H167V85H163V83H160V85L159 84H157V85H154V83H159V82H161V79L160 78ZM186 77H188V78H186ZM236 77V78H237ZM22 78V81H23V86H22V89H21V87H18V88H16L17 86H18V83H16V82H18V79L20 80ZM48 78H50V79H48ZM51 78L53 79L52 81H51ZM158 78V79H157ZM171 78V79H170ZM2 79V80H1ZM13 79V80H12ZM24 79V80H23ZM176 81V82H178V83H174V81ZM6 80H8V81H6ZM9 80H11V81H9ZM64 80V79H63ZM123 79H119L118 78V81L119 82H121ZM172 80V81H171ZM187 80H188V85H187ZM245 80V81H244ZM24 81H27V85H25L26 83H24ZM36 81H37V83H36ZM123 81H125V80H123ZM7 82V83H6ZM51 82V83H50ZM56 82V83H55ZM191 84H190V83ZM11 83V84H10ZM53 83V84H52ZM122 83V82H121ZM123 83H126V84H128V83H130V84H134L133 86H135V85H137V83H136V81L132 78L129 82H123ZM122 83V84H123ZM172 83V84H171ZM10 84V85H9ZM55 84V89H54V86H52V85H54ZM63 84V85H62ZM125 84V85H126ZM161 84H162V86H161ZM170 84V85H169ZM174 84V85H173ZM186 84V85H185ZM7 87H6V86ZM161 86V87H159V86ZM2 86V87H1ZM52 86V87H51ZM155 86V87H154ZM171 86V87H170ZM173 86H175V88H178V89H173L174 87ZM176 86H178V87H176ZM180 86V87H179ZM188 86V87H187ZM5 87V88H4ZM27 89H26V88ZM42 87H44L43 89H42ZM58 87H60L61 89H59ZM78 87V88H77ZM107 86H105L104 87V91H105V93H106V95H107V97H111V99L110 98H108L109 100H112V101H114L115 99H114V97H113V95L115 96V92H114V90L113 89H109V87H107ZM165 87H167V88H165ZM173 87V88H172ZM185 87V88H184ZM23 88H25V89H23ZM53 88V89H52ZM78 90H77V89ZM156 88H157V90H156ZM170 88H172V90L169 89ZM182 88H184V89H182ZM196 88V87H195ZM18 89V90H17ZM20 89V90H19ZM45 90L44 92L46 93V96H48L49 94V96H48V99H51V102H50V100H48V101H45L44 99H43V96L45 95V93H42V90ZM160 89V90H159ZM166 89V90H165ZM167 89L169 90L168 91V93H167ZM185 90L184 91V94H183V91H181V92H179L180 90ZM191 91H190V90ZM24 90V91H23ZM52 90V91H51ZM61 91L60 92V94H59V92H56V91ZM109 90V91H108ZM113 90V91H112ZM159 90V91H158ZM173 90H174V92H173ZM177 90V91H176ZM194 90V89H193ZM82 92V94L80 93V92ZM110 91H112L113 93H110ZM151 91V92H152ZM164 91V93L166 92L167 93V98H165L166 97V94H164V93H162ZM196 91V89L194 90V91H192L193 93H196L195 92ZM13 92V93H12ZM50 92V93H49ZM159 92H160V94H159ZM173 94L171 97H170V95H171V93ZM189 92V93H188ZM17 93H19V94H17ZM62 93V94H61ZM71 93H73V94H71ZM80 93V94H79ZM112 95H110V94ZM177 93V94H176ZM186 93H188V94H186ZM12 94V95H11ZM48 94V95H47ZM71 94V95H70ZM110 96H109V95ZM128 94V95H127ZM157 94V95H156ZM11 95V96H10ZM73 95V96H72ZM74 95H75V97H74ZM80 95H82V96H80ZM127 95V96H126ZM150 96H151V94H149ZM182 95V96H181ZM187 97H186V96ZM196 95V94H195ZM3 96V97H2ZM32 96V97H31ZM35 96V97H34ZM63 96H64V98H63ZM71 96H72V98H71ZM77 96V97H76ZM125 96V97H124ZM183 96H185V97H183ZM189 96V97H188ZM191 96H193V99L191 98ZM19 97H25L24 99H26V101H25V103H26V105L24 104V106L23 105H19V103L17 102L18 101V98ZM78 97H79V99H78ZM82 97V98H81ZM163 97H164V99H163ZM175 97V98H174ZM195 97V98H194ZM35 98V99H34ZM84 101V103H82L83 101L81 100V99ZM96 98V97H95ZM113 98V99H112ZM123 98H125V99H123ZM152 98V99H151ZM154 98V99H153ZM7 99H8V101H7ZM33 99L35 100V101H33ZM120 99V100H119ZM184 99H186V100H184ZM188 99V100H187ZM17 100V101H16ZM58 100V101H59ZM67 100V101H66ZM116 100V101H117ZM152 100V101H151ZM11 101H12V103H13V101H14V105L11 103ZM28 101V102H27ZM43 101H45L46 102V104L45 105H47L48 103H49V105H47V107L44 105V103L45 102H43ZM72 101V102H71ZM74 101V102H73ZM80 101H82V102H80ZM96 101H97V103H98V101H100L98 104H100L101 102H104V104H102V109H103V113H102V115L104 116H109V115H111L112 116V113H109V108L107 107L108 105L106 104L107 103V101L105 102V101H101V100H99V99H97L96 98ZM8 102H10V103H8ZM32 102V103H31ZM42 102V103H41ZM48 102V103H47ZM76 102H79V103H76ZM7 103V104H6ZM31 103V104H30ZM33 103H34V105H33ZM217 103H219V104H217ZM217 103H215V104H217V108L218 109H220V108H223V107H221L222 105H223V103L220 101V102H217ZM221 103V104H220ZM5 104V105H4ZM17 104V105H16ZM52 104V105H51ZM107 106H106V105ZM153 104V105H152ZM158 105L159 107H157V106H154V105ZM161 104V105H160ZM166 104V105H165ZM174 104V105H173ZM5 107H4V106ZM9 105H11L10 107H9ZM32 105H33V107H32ZM51 105V106H50ZM218 105H220V106H218ZM7 106V107H6ZM14 106V107H13ZM35 106L37 107V108H35ZM50 106V107H49ZM81 106H83L82 108H81ZM101 106V105H100ZM104 106V107H103ZM214 106H216V105H214ZM23 108L24 107V109L25 110H23L22 109V113L20 112V109H18V108ZM107 107V108H106ZM153 107H155V108H153ZM213 107V105L212 106H210L209 107V109H211V110H214V107ZM33 108V109H32ZM106 108V109H105ZM158 108H160V109H158ZM186 108V109H185ZM216 108V107H215ZM35 109V113H37V115H39L40 116V118H41V116L42 117H46L45 119H43V118H41L40 119V121L39 122H37L38 120H39V116H38V120H37V117H34L33 118V110ZM38 111H37V110ZM85 109H83V110H85ZM147 109V110H146ZM157 110H159V111H157ZM160 110H162V111H160ZM165 110V111H164ZM188 110V109H187ZM24 111V112H23ZM147 111H149V113L151 114H147L146 115V113H148ZM157 112L156 114H155V112ZM131 112V113H130ZM159 112V113H158ZM161 112H164L163 114H164V116H162V114H160ZM175 112L176 113H178V114H175ZM11 113H12V115L14 116V117H10V116H12L11 115ZM27 113V114H26ZM43 113V114H42ZM135 113H137V114H135ZM144 113H145V115H144ZM155 114V116H153L154 114ZM168 113H169V115H168ZM170 113H172V114H170ZM174 113V114H173ZM182 113V114H181ZM140 114V115H139ZM179 114H181V115H186L187 114V116H182L184 119H182V117H180L179 116ZM36 114H35V116H37ZM44 115V116H43ZM156 115H158V116H156ZM159 115H161L162 116V118H161V116L159 117ZM171 115V116H170ZM175 115V116H174ZM30 118H29V117ZM49 116V117H48ZM154 117V118H152L151 119V117ZM170 116V119H171V121H170V119L168 118V117ZM147 117L150 119H147ZM165 117V118H164ZM172 117V118H171ZM175 117V118H174ZM25 118H28V119H30L29 121H28V119H25ZM31 118H32V120H31ZM81 117H79V119H80ZM131 120H130V119ZM137 118V120H134V119H136ZM155 118H157L156 120H155ZM167 118V119H166ZM185 118H187L188 120H186L187 122H185ZM212 118H213V121H212ZM25 119V120H24ZM112 119H114V116H113V118ZM156 121H154V120ZM161 119V120H160ZM174 119V120H173ZM33 120H35V121H33ZM37 120V121H36ZM82 119H80L79 121L80 122H82L81 124H82V126H83V128H86L87 129V127H89V129H84V130H86V135L87 136H89L88 137V139H86V136H85V134H84V138L85 139H83L82 141H80V140H77L76 139V141L74 142V144L76 143V145H79V144H77V143H79L80 142V147H82L81 148V150L79 149L78 150V148H76L77 149V153H76V156H75V152L76 151H74V150H72L73 152H71V150H64V148H66V146H63V145H61V146H63V148L61 149V147H60V152L63 154L62 155V158L63 159H61V154L59 153L58 155H57V157L56 158H54L53 159V157L51 156V154L49 153V151H47L46 150V156L49 158V162L51 161V164L53 165V166H55L54 168L57 170H60L61 169V172L64 174L65 173V175H67V179L65 178V179H62L63 181H61V180H59L60 179V177H58L59 176V173L58 174H56V177H57V179L59 180V183H61L59 186H57L56 188L55 187H51L50 189H47V190H45L44 191V194L43 195H39L38 194V190H39V188L38 187H40L39 185H37V183H35L34 181V184H33V182H31L30 183V180H27V179H24V178H27V177H24V178H21V181H20V176H18V177H14L16 180H17V184H18V186H19V188H18V186H17V188L19 189V190H17L18 192H17V194L20 196V198H21V200H23V199H28L29 200V198L31 199V201H33L31 204H29L31 201L29 200L28 202L27 201H25V200H23V201H25V202H27V204L25 203V205H22L23 207H21L20 205H18L17 204V206L15 205V207L16 208H19V210L20 209H23V210H25V208H26V211H27V217H25L23 220H22V222H20V227H21V229H22V233H21V231H20V233H21V235H22V237H23V242H22V245L21 244H19L18 245V247L20 246V248H19V252L21 253L23 250H26V251H24V252H22V253H29V251H31L32 252V250H33V248L34 249H37L38 247H39V245H38V247L36 248L35 247V245H37L38 244V239H40V237H42V232H43V229H44V223L42 222V220H40L41 218H39V216L38 215H40V217H41V215L43 214V212L44 211H48L49 212V209L50 208H52V206H54L55 205V203H57L56 205H61V203H63L64 204V208L65 207H67L68 206V210H70V212H72L73 213V216H72V214H71V221L73 220V222L71 223V225L70 226H72V228L71 229H73L72 231H74V235L73 236H83V237H91L90 239L92 240V244H94V245H96L97 246V242L96 241H93V239L95 238V240L97 239L96 237H97V235L96 234H94L93 232H92V230H88L89 229V227L92 229L94 226L93 225H95V224H93L94 223V221H93V219H92V217H91V215L89 214V212L87 211L88 209H90V207H91V204H90V206L88 205V203H92V200H89V199H93V198H95V199H97V200H99V205L100 206H105V204L107 203V201L109 200V202L106 204V206H107V209L109 208V207H112V208H115L114 207V204L115 203H118V204H120L121 205V208L124 206V203H125V205H129L131 202H129L130 200H132L131 198L130 199H127V201H128V203H127V201H122L121 202V200H119L118 199V196H117V193H116V191H114V190H116L115 188H116V186L115 185H112V184H110V183H114V184H116V182H119L120 181V183L122 184V185H125L124 187L125 188H128L127 190L129 191L131 188H133V189H135V184L134 183H136L134 180H135V178L133 177V175H131L130 174V178L128 177L129 176V174H124L123 172H125V173H127L124 169H122L123 171L121 172L120 171V173L122 174V179H121V175H119L118 176V174H120V173H116V171L118 170L117 168L118 167H114V166H116V165H114L113 164V162L112 161H110V160H102V159H100L101 160V162L99 161L98 162V158L97 159H95V160H93V157H91L89 154H88V152L87 151H82V150H87V148L89 147V145L90 144H92L93 146H95V148H97V149H99L100 148V151L102 152H104V150L106 151V149H104L105 148V145L107 144L106 143V138H107V140H112L111 139V137L109 136V134L107 135V133L105 134V133H103V137H101L102 136V132H100L99 130L97 131V129L96 128H93L92 127V125H90V124H88V122L86 123V121H85V123H83L84 122V119H83V121H81ZM133 121L134 123H135V121H137V123L138 122H140V123H138V125L140 126V124H141V126H140V128H139V126L137 125V127L140 129H138L137 130V128L134 130L133 128V123H129V121ZM138 120H140V121H138ZM151 120H152V123H150L151 122ZM167 120H169V121H167ZM212 122H211V121ZM214 120H216V121H214ZM21 121V122H22ZM43 121V122H42ZM48 121V122H47ZM142 121V122H141ZM206 121H210L209 123L208 122H206ZM222 121V120H221ZM221 121H219V122H221ZM119 122V123H118ZM153 122H155V124L153 123ZM173 122H174V125L176 124V126L177 125H179L178 127H176L175 126V128H174V125H173ZM176 122V123H175ZM218 122V124L220 125H222V128H224V129H226V130H228V131H230V132H232V131H239V132H242L243 130H241L242 128L240 127V126H236L235 124L234 125H227V123L225 122H221V123H219ZM33 123V124H32ZM36 123V124H35ZM38 123V124H37ZM41 123V124H40ZM120 123L122 124V126H120ZM130 124V126H132L131 127V132L134 130V132L133 133H129L130 131L129 130H127V128L128 129H130V127H128L129 126V124ZM165 123V124H164ZM187 123V124H186ZM213 123V124H212ZM41 126H40V125ZM86 124H88L89 126H87ZM152 124V125H151ZM158 124H160V125H158ZM185 124L187 125V126H185ZM210 124H212V125H210ZM128 125V126H127ZM161 125H164V127L163 126H161ZM173 125V126H172ZM220 125V126H221ZM227 125L228 126V129L225 127V126ZM32 126H34V127H32ZM40 126V127H39ZM118 126H120L119 128H118ZM135 126V125H134ZM142 126H144L143 128H144V130L142 129ZM153 126H155L156 127V129H154L153 128ZM41 127H43V128H41ZM123 127V128H122ZM136 127V126H135ZM149 127H151L150 129H151V131H149L150 129H149ZM158 127H161V129L162 130H167V131H173L174 133L173 134H175L176 132V134H175V138L173 139L174 140V145H172V147H171V149L172 148H174V149H172V150H175V151H173V152H171L172 150L170 149V151L167 149V151L165 152V146H163V149H161L162 147L160 146V145H163V143H165L166 141L165 140H167L166 139V137H165V140L164 139H162V138H160L159 136L161 135L162 136V134L160 133V131H161V129H160V131H159V128ZM164 129H163V128ZM168 127V128H167ZM171 127L173 128V129H171ZM181 127V128H180ZM229 127L231 128V130L229 129ZM34 128V129H33ZM120 128H122V129H120ZM146 128V129H145ZM149 130H148V129ZM170 128V129H169ZM176 128L178 129V131L180 130H182L181 132H178L177 130H176ZM180 128V129H179ZM187 128H185V129H187ZM232 128H234V129H232ZM238 128H239V130H238ZM91 129H93L92 131H91ZM94 129H96V132L94 131ZM118 129H120L119 131H118ZM126 129V130H125ZM133 129V130H132ZM158 129V130H157ZM176 131H175V130ZM2 130V131H1ZM125 130V131H124ZM143 131V132H140V131ZM146 130H148V131H146ZM152 130H154V131H152ZM39 131V132H38ZM89 131V132H88ZM146 131V133H144ZM156 131H158L159 133H160V135H158V132H156ZM3 132V129L1 128V125H0V137H2V135L1 134H3L2 133ZM37 132V133H36ZM100 132V133H99ZM149 132V133H148ZM150 132H155L154 134L155 135H153V133H150ZM85 133V132H84ZM88 133V134H87ZM96 133V134H95ZM135 133V134H134ZM140 133H144V134H147L148 135V137L151 135V138L149 137L148 139L151 141V142H149V140L147 139V136H145L144 134L142 135H139ZM200 133H202V134H200ZM98 134V135H97ZM99 134L101 135L100 136V139H97L98 137L97 136H99ZM106 136H108V137H110V139H108V137H106ZM122 134V135H121ZM126 136H125V135ZM128 134V135H127ZM130 134V135H129ZM132 134H134V135H132ZM136 134H138V135H136ZM156 134H157V136H156ZM91 135H92V138H94L93 140H92V138H91ZM123 135L126 137H123ZM133 137H132V136ZM153 135V136H152ZM38 136H36V137H38ZM67 136V135H66ZM72 135H70L69 134V136H67L68 138H72L71 137ZM95 136L97 137V138H95ZM104 136H105V139H104ZM120 136H122V138L120 137ZM131 136V137H130ZM143 136H144V138L146 137V139H147V141L143 138ZM192 136H194V138L197 136V139H198V136L200 137V139L201 138H203V136H204V138L203 139H201V140H203L204 141V145H203V147H202V144H203V142H201V140H200V143H201V145H197V143H199V140H194V143H193V137ZM128 137L129 138H131V140L132 141H138L139 140V142L138 143H140L141 141H143V142H141V144L143 145V147H145L146 149H147V151H144L143 149H140L139 150V146H138V144H136V147H137V150H138V153H137V150H136V148H135V146H133L132 144H133V142H132V144H129V139H128ZM137 137V140L135 139ZM140 137H142V139H140ZM158 138V139H156L155 140V138ZM163 137V136H162ZM184 139L185 138V140L187 139V137H189V139H187L186 140V142H184L183 140H181L182 138ZM191 137V138H190ZM74 138V137H73ZM103 138V139H102ZM160 138V139H159ZM164 138V137H163ZM180 138V139H179ZM193 138V139H192ZM242 138H244V137H242ZM1 139V138H0ZM115 139V140H114ZM126 139V140H125ZM145 140V142H144V140ZM163 140V142H160V140ZM190 139H191V141H192V143L193 144H191V142H190V145H188L187 147H189L190 148V146H192L193 147V145H195V148L196 147H198V148H196V150H195V148L193 149L192 147V149L190 148V150L188 151V148L187 147H184V145H182V143L184 142V143H187V144H189V142H187L188 140L190 141ZM238 139H241L240 137H238L237 138V140ZM85 140V141H84ZM92 142H91V141ZM95 140H97V141H95ZM103 140V141H102ZM105 140V141H104ZM161 143H159L158 141ZM161 140V141H162ZM179 140V141H178ZM243 140V139H242ZM242 140H240V141H242ZM73 141H74V139H73ZM119 141V142H118ZM179 144V146L181 147H183V148H178V145H177V143ZM181 141V142H180ZM195 141H197V143H195ZM246 142V140L244 139L243 140V142ZM93 142H94V144H93ZM96 142V143H95ZM103 142H104V144H103ZM107 142H109V141H107ZM125 142H127V143H125ZM207 142V141H206ZM110 143V142H109ZM109 143L107 144V146L109 145ZM113 143V144H114ZM131 143V142H130ZM146 143V144H145ZM155 143H157V144H155ZM223 143H226V141L224 142L223 141ZM101 144H102V146H101ZM124 144V145H123ZM125 144H127V145H125ZM158 144H160V145H158ZM173 144V143H172ZM181 144V145H180ZM187 144H185V145H187ZM116 145V144H115ZM158 145V146H157ZM78 146V147H79ZM104 146V147H103ZM119 146V145H118ZM124 146H129V147H124ZM155 146V147H154ZM174 146V147H173ZM1 147V146H0ZM79 147V148H80ZM103 147V148H102ZM120 147V146H119ZM131 147V148H130ZM142 146H140V148H143ZM150 147H151V149L152 150H149L150 149ZM153 147V148H152ZM158 149H157V148ZM161 147V148H160ZM175 147H177V149H178V153H176L177 152V150L175 149ZM199 147H202V148H199ZM2 148V147H1ZM123 148V149H122ZM127 148H130V149H128L127 150ZM132 148H134V149H132ZM159 148H160V150H159ZM132 149V150H131ZM181 149H185L184 151L183 150H181ZM187 149V150H186ZM197 149H198V151H197ZM117 150V151H118ZM125 150H127V151H125ZM130 150V151H129ZM136 150V151H135ZM149 150V151H148ZM157 151V153H159L160 154V156L158 157V155H157V153H156V151ZM181 150V151H180ZM191 150H194V152L193 151H191ZM237 150V149H236ZM66 151V152H65ZM83 153H82V152ZM108 151V150H107ZM106 151V152H107ZM108 151V152H109ZM152 151V152H151ZM155 151V156H157V158H154L155 156L154 155H151V154H154L153 152ZM161 153H160V152ZM162 151L164 152V153H162ZM233 151H235V149H233L232 150V153H234V155L233 156H235V152H239L238 150L237 151H235V152H233ZM0 157L2 158V160H1V168H0V178L1 179H5V177L7 178V176H8V172H9V169H8V161H9V156H7L6 157V153H4V150L2 151V150H0ZM78 152H80V153H78ZM87 152V154H88V158H90V159H88L87 158V161L86 160H84L86 157H87V154H85ZM130 152V153H129ZM136 152V153H135ZM181 152L183 153L184 152V154H181ZM191 152V153H190ZM201 153L202 155H200L199 153ZM48 153V154H47ZM66 153V154H65ZM149 157V159L151 158V160H147L148 159V157L145 155V154ZM149 153H150V155H149ZM174 153V154H173ZM179 153L181 154V155H179ZM195 153V155H197L196 153H198L199 155H197V156H199L200 157V160L198 159V157H196V156H194V155H192V154H194ZM240 153V152H239ZM57 154V153H56ZM77 154H80L79 156H78V158H77V160L76 161H78L80 158H81V155L83 156L84 154H85V156H83V158H81V159H83V162H84V164L85 165H87L88 163V165H87V168L89 169V171H90V179H87L86 180V184L89 186V190L88 189H86L88 186L86 185V187H84L83 185H82V187H84L85 189H83V188H81V186L79 185V188L77 187L78 185L77 184H75V182L74 181H76V180H74V177H76V175L77 174H75L74 172H70V169H69V167L67 166L68 165V162H72V161H75L74 159H76V158H74V156L75 157H77ZM126 154V153H125ZM163 154L165 155V156H167V157H164L163 156ZM168 154H170V155H168ZM139 155V156H138ZM179 155V156H178ZM203 155H205V158H204V156ZM237 155V157H238V155H240L241 156V154H236ZM136 156H138V157H136ZM151 156V157H150ZM58 157H60V159L58 158ZM65 157H67V158H65ZM183 157H185V159H187L185 162H184V158ZM194 157H196V159L194 158ZM207 157V158H206ZM236 157V156H235ZM236 157V158H237ZM47 158V159H48ZM74 158V159H73ZM101 158V157H100ZM138 158H141L140 160V162L139 161H137L136 159H138ZM172 158V161H174V164L175 163H177V164H175L177 167H178V163H181L182 161V163L179 165L180 166V168L178 169V170H176V171H174L175 169H176V167H173L172 165H173V162H168L170 159ZM178 158H180V159H178ZM183 158V159H182ZM68 160L67 161V163H66V160ZM73 159V160H72ZM91 159H92V161H91ZM182 159V160H181ZM198 159V160H197ZM206 160L207 159V161H203V160ZM235 159V158H234ZM61 161V160H63V161H61V162H59V161ZM70 160V161H69ZM90 160V161H89ZM130 160L132 161V163L130 162ZM133 160H134V162H133ZM139 160V159H138ZM178 160V161H177ZM181 160V161H180ZM195 160V161H194ZM203 162H202V161ZM94 161V162H93ZM96 161V162H95ZM103 161V162H102ZM147 161V162H146ZM188 161V162H187ZM192 161V162H191ZM198 161H199V164H198ZM217 160L215 159V162H216ZM235 161H236V159H235ZM98 162V163H97ZM149 162V163H148ZM154 162L152 161V166H150L149 168H151V167H153V168H151L150 170L148 169V167L146 168V170L144 171V172H141V173H139V170L138 169H135V172L134 173H136L137 174V176L135 175V177H137V181L139 182L138 184H140L139 186H140V188L138 187V185H136L137 186V189L135 190V192H137V190L138 191H140L141 189H142V186H143V182H145V185H147V180H148V176H149V178H153L154 179V177H155V179L157 180V177L156 176H154L155 174H156V169L157 168H155L154 167ZM202 162V163H201ZM99 163H100V166H99ZM103 163V165L101 166V164ZM126 163H128V165L126 164ZM131 163V164H130ZM147 165H146V164ZM204 163V164H203ZM216 163H218V162H216ZM65 164V165H64ZM67 164V165H66ZM137 164V165H136ZM191 164V165H192ZM202 166H201V165ZM114 165V166H113ZM133 167H132V166ZM148 165V166H149ZM174 165V166H175ZM181 165L183 166V168H184V166H185V168L183 169L182 167H181ZM190 165V164H189ZM197 165V166H196ZM199 165V166H198ZM216 165V164H215ZM220 165V164H219ZM89 166H91V167H89ZM96 168V170H95V168ZM96 166H98V167H96ZM113 166V167H112ZM230 166H231V168H230ZM229 166V170H230V172L232 171H237V168H239V165H238V163L236 162H234V164H232V165H230ZM108 168V170L110 171V170H112V171H110V172H113L114 173V171H115V173H116V175H115V177L117 178H119L120 177V179L122 180H120V179H116L114 176H113V173H111V176H110V172L107 170V168ZM144 167V168H143ZM173 167V168H172ZM192 167V166H191ZM201 167V168H200ZM90 168H92V169H90ZM93 168H94V170H95V172L93 173ZM97 168H99V169H101L100 171H99V169H97ZM113 168H114V170H113ZM116 168V169H115ZM183 169V171H182V169ZM216 168V167H215ZM7 169H8V171H7ZM105 169V170H104ZM174 169V170H173ZM217 169V168H216ZM221 169V171H223V170H225V169H223V168H219V170ZM57 170V171H58ZM91 170H93V171H91ZM102 170H103V173H102ZM136 170H137V172H136ZM196 170V171H195ZM218 170V169H217ZM229 170L226 172V171H223V176H224V173H225V179H226V181H229L228 183H229V185H225V186H223V184H225V183H223V184H220L219 186H223L226 190L228 189H230V187L232 186V185H234V182H236V180L238 179V177L236 178V175L235 174H232V172L229 174L228 172H229ZM99 171V172H98ZM107 171H108V173H107ZM147 171H150V173L149 172H147ZM167 171H168V173H167ZM175 173H174V172ZM177 171H181V173L180 172H178L177 173ZM202 171V170H201ZM247 171H249L248 169H247ZM59 172V171H58ZM60 172V173H61ZM118 172V171H117ZM149 173V174H147V173ZM151 172H152V177H150V174H151ZM70 173V174H69ZM101 173H102V175H101ZM107 173V174H106ZM142 173H143V175H142ZM171 173H173V176H172V174ZM72 174V175H71ZM95 174V175H94ZM103 174H104V176H103ZM106 174V175H105ZM109 174V175H108ZM141 174V177L143 176V178L144 179H140V177H138L139 175ZM144 174H145V176H144ZM175 174H180V176H181V178H178V177H180V176H177L176 177V175ZM228 174V175H227ZM249 174V173H248ZM2 175H4V177H2ZM75 175V176H74ZM108 175V177L106 178V179H111V181L110 180H108L107 181V183H106V179L104 180L103 178H105V176H107ZM124 175H128L127 177L126 176H124ZM148 175V176H147ZM226 175H227V177H226ZM252 175V174H251ZM102 176V177H101ZM110 176V177H109ZM147 176V178L145 179V177ZM169 176V177H168ZM172 176V177H171ZM178 179H175V177ZM205 176V175H204ZM231 176V177H230ZM253 176V175H252ZM114 177V179H116V180H114V179H112ZM172 178V180H171V178ZM230 177V178H229ZM232 177H234V178H232ZM18 178V179H17ZM128 178V179H127ZM132 178H134V180H132ZM204 178V177H203ZM208 178V179H207ZM206 178V176H205V178H204V180L206 179V181L208 182V180H209V182H210V178H209V176ZM233 180H232V179ZM236 178V179H235ZM29 179V178H28ZM75 179H78L77 177L75 178ZM224 179V180H225ZM229 179V180H228ZM235 179V180H234ZM251 180H253L252 178H250ZM15 180V181H16ZM25 180H27V181H29V187H28V183L25 181ZM89 180V181H88ZM104 180V181H103ZM112 180H114V181H112ZM118 180V181H117ZM155 180V181H156ZM257 179L255 178L254 179V181H256ZM23 181H25L26 182V185H25V183L23 182ZM38 181V180H37ZM110 181V182H109ZM116 181V182H115ZM125 181H126V183H125ZM129 181V182H128ZM132 181H134V182H132ZM140 181H143V182H141L140 183ZM225 181V182H226ZM233 181V182H232ZM258 181V180H257ZM23 182V183H22ZM74 182V183H73ZM88 182V183H87ZM133 184H132V183ZM170 182V183H169ZM237 182H239V180L237 181ZM259 182V181H258ZM21 183V184H20ZM70 183H71V185H70ZM92 184V187L90 186L91 184ZM103 183H104V185H103ZM127 183H130L129 184V186L131 185V186H133V187H131V188H129V186H128V184ZM162 183V184H161ZM177 183V182H176ZM230 183H232V184H230ZM16 184V185H17ZM32 184V185H31ZM90 184V185H89ZM167 184V185H166ZM175 184V183H174ZM173 184V185H174ZM260 184H263L262 182H260ZM25 185V186H24ZM68 185V186H67ZM77 185V186H76ZM102 185V186H101ZM105 185H107V186H105ZM143 186V190H141V192H139L138 194L140 195V193H141V195H142V200H141V197H140V202L138 203V202H135V201H132L133 202V205L135 206V208H134V206H132V203L129 205V206H131V208L133 209L134 208V210H131V208L129 207V206H124L123 207V209H121L120 208V210L123 212V214L124 213H129L128 215L127 214H125V215H127V217L129 218V219H127L126 220V223H128L129 225H131L130 224V222L132 223L133 222V226L131 227V226H129L128 224H126V228H127V226H129V227H131V230H134L133 228H135V226H137V228L138 229H141L140 227L142 226L143 227V225L141 224V226L140 225H138L139 223H143V222H138V221H142V219H140V218H142V215L144 214V212H149V210H150V212H152L151 211V203L152 202H154V200H155V198L154 197H152V195H154V193H160L159 191L160 190H158L157 189V191L155 192H152V194H151V189L149 190V188H148V186ZM166 185V187H164ZM213 185H214V183H213ZM216 186L218 185V184H215ZM214 185V186H215ZM231 185V186H230ZM23 186H24V188H25V190H23L24 188H23ZM32 186V187H31ZM67 186V187H66ZM71 186H74V188L76 189V190H74V188L73 187H71ZM106 188H105V187ZM114 186V187H113ZM128 186V187H127ZM219 186H217V187H219ZM230 186V187H229ZM27 187V188H26ZM58 187H60V188H62V189H64L63 191H66L68 194H69V197L71 198L72 196L74 197V198H71V201H73V202H66V200L64 199V200H62L63 198L61 197V195H60V193H59V191H60V189L58 188ZM91 187V188H90ZM97 187V188H96ZM99 187H102V188H99ZM108 187V188H107ZM170 187L172 188L173 186L171 185V186H169L168 187V189L167 190H169L170 189ZM234 187V186H233ZM31 189V188H33V189H31V190H29V189ZM66 188V189H65ZM82 190H81V189ZM94 188H95V191H94ZM101 189V190H99V189ZM104 188V189H103ZM112 188H114V190H112ZM146 188V189H145ZM162 188H161V190H162ZM27 189H28V191H27ZM80 189V190H79ZM98 189V190H97ZM112 191H110V190ZM140 189V190H139ZM59 190V191H58ZM74 190V191H73ZM84 190L85 191H87V192H84ZM166 190V191H167ZM26 191V192H25ZM31 191V192H30ZM48 191V192H47ZM58 191V192H57ZM73 191V192H72ZM77 191V192H76ZM93 191V192H92ZM164 191V192H163ZM163 193H165V189H163ZM249 191V190H248ZM246 191L245 193H246V195H248V197H251V198H254V199H256V200H261L260 198H261V196H259L258 197V195L256 196V194H254L255 192L253 191V193L251 192V191ZM28 192V193H27ZM74 192H76V193H74ZM98 192L100 193V195H104V197L102 196H100L99 194H98ZM115 192V193H114ZM150 192V193H149ZM161 192V193H162ZM31 193H37V196H36V198H37V201H36V199L35 200H33L34 198H35V196H33V195H31ZM58 193V194H57ZM87 193V194H86ZM104 193V194H103ZM110 193L113 195H110ZM167 193H169V192H166V196L164 195V194H162L163 196H165L166 197V199H167V197L169 198V200H172L173 201V199H172V197H171V194L169 193V194H167ZM248 193H250V194H248ZM77 194V195H76ZM149 194H151V195H149ZM202 194V193H201ZM210 194H212V193H210ZM210 194H208L207 193V196L209 197V195ZM218 194H220L219 192L217 193V194H212V195H214V196H218ZM253 194V195H252ZM27 195V196H26ZM31 195V196H30ZM53 195V196H52ZM56 195V196H55ZM92 195H93V197H92ZM95 195V196H94ZM106 195H107V197H106ZM195 196H194V201H196V206H195V204L194 203H192V205H194V206H191V208H188L187 206H185L186 207V210L188 209V213L187 212H185V209H184V205H181V204H177V205H175L174 203H172V205H175L174 207H175V210H179V208H181V207H183L182 209H184L183 211H182V209H180L181 210V212H180V210H179V212L180 213H182V215L179 213V215H180V218H179V215H178V218H179V220H180V222L182 223H180L179 224V226L177 225V224H175L176 222L173 220V218L171 217V221H169V219L170 218H167V217H170V215L168 214V213H164V212H159V210H157L156 212L155 211H153L154 213V217L155 216H158L159 214H160V216L159 217H156V218H158V219H160V224H161V226L163 225V224H166V223H168L169 224V226L171 227V233L174 235L173 236V238H172V235L170 234L169 236H171V238L172 239H174V237H177V238H187V237H191L189 234H192V232L198 227V226H200V230H199V227H198V230L201 232H199L197 229V231L199 232V233H196V230L194 231V234L196 235V236H198V237H195V235L194 236H192V238H193V240H195L194 242H196L197 244H192L191 246L190 245H186V246H182V248L181 247H179V254H176V250H173V249H175V248H173V249H169L167 246H165L166 247V249L164 248V247H161V244H159V242L157 243V242H155L156 241V238L158 237H160V236H163L164 235V233H160V235H159V232L157 233L156 232V229L154 230V232H153V229L151 230L152 232H150V233H148V232H146L143 228V230L147 233V234H150V236H154L153 234L155 233V235H156V233H157V236H154V237H152L153 239H152V241L154 242H152L151 241V237L150 236H146L145 234V232L143 231V233H142V229L140 230V231H138V230H136L137 228H135V232H131V233H127V232H129V231H131V230H127V231H123V232H126V233H124V234H126L125 235V237L123 236L124 234L123 233H121V230H118V227H115L116 226V224H115V226L113 225V226H111V227H109V229H107L106 227H104V230L106 231V229H107V234H109V237H104V236H100V238H101V244H102V247L101 246H98V247H96V246H94V247H96V248H94V251H95V253H96V250H97V255H95L96 257L94 258V259H91V260H88V259H86V257H85V255L83 256L82 255V253H80L79 255H80V258H78L77 260H79L78 261V263H77V260L76 259H73L72 257V260L74 261H72L71 259L69 260V258H70V256L59 246V245H57V243H56V245H54L56 248H54V246L52 245V247L54 248V249H56L55 250V252L57 253V254H59V256L60 257H62L64 260H65V262L67 263L68 262V264H81L82 262L84 263V264H89L91 261L92 262H96V264H119L118 262H116V260H113L114 259V257L115 256H118V258H120L119 260H118V258H117V260L119 261V262H121V264H124V262L125 261H127L128 259H129V257H131V258H136V261H138L139 263L140 262H142L143 261V259H146V256H144L145 255V250H139L140 248L142 249V246H143V244L145 243V242H148V240H150L153 244H155V246L157 247V249H156V251H158V248L159 247H161L160 249H159V251L161 250H163V248L167 251V249H168V251H170V253H171V257H166V251H165V253H164V250L162 251L163 252V254L161 255L160 253H159V251L157 252L159 255H160V257H159V259L161 258L162 259V257H163V255H164V260L162 259V260H160V262L162 263V264H165V263H167V264H170V262L169 261H171L172 259V256H173V262H175L174 264H176V261H177V259H180L178 256H183V258H185V260L183 259V258H181L180 260H179V262L180 263H178V261H177V263L178 264H222V262H223V260H224V262H223V264H228L230 261H233L235 258L236 259H238V260H240L241 262L243 261V262H248V264H250L249 263V260H250V258L249 259H247L248 257H250L251 256V254L253 255H256L257 254V256H259V257H262V256H264V252L262 253V251H260L261 252V255H258V254H260L259 252L257 253L256 252V250H254L252 247H250L249 245H247V246H244L245 244H243V242L241 241V238L239 237L238 238V236L237 235H239V229H240V227H239V225H241L242 223V221L244 222L243 224H245L246 223V221L248 222V224L246 223V225H249V228H250V231L252 232L253 231V229H255L254 228V226L256 227V229L253 231V232H257L256 233V235H253V236H256L257 238H255L254 237V239L256 240V241H260L261 242V239H263L264 240V232H263V230H264V222L263 223H251V222H249V219H248V217L246 216H244V215H246V214H243L244 213V211L242 210V207H240V206H238V208H236L237 207V205L239 204L238 203V201H237V203L236 202H234V200H233V202H232V199H227V198H225V199H223L222 198V196H220V197H218L219 199H215L214 197H212V195L209 197V198H213V199H211V200H216V201H219L220 199H221V201L222 202H224V203H226L227 201V203L229 204V202H230V204H229V206H225L224 208L223 207H217L216 209H214V210H216V212L218 213V215L219 216H221V215H224V213L226 212V216L229 218V222H230V224L231 225H227L228 227H230V228H228L227 226L225 227V225H220V223L218 224V223H216L217 225H216V228L217 229H215V224H214V228L212 229V230H210V231H206V230H209V229H206V228H204L203 227V225L202 224H200L199 225V221H200V218H201V216H203L204 217V215H206V216H209L208 214H210V215H212V213H211V210L210 209H206V211H205V206H207L209 203H210V201L211 200H209L208 201V197H206V196H204V193H203V195H202V197L201 196H199V198L198 199H196L195 200V198H197L198 197V195H200V194H194ZM196 195H197V197H196ZM206 195V194H205ZM51 196L54 198H52L53 200H55V201H52V199H51ZM81 196V197H80ZM85 196V197H84ZM89 196H90V198H89ZM99 196H100V199H99ZM150 196V197H149ZM155 196V195H154ZM264 196V195H263ZM263 196H262V198H263ZM32 197V198H31ZM61 197V198H60ZM146 197L148 198L147 200H148V202L146 201ZM86 198V200H84ZM103 198V200H101ZM151 198H152V200H151ZM153 198H154V200H153ZM201 198V199H200ZM105 199L107 200L106 201V203H104L105 202ZM204 199H205V201L206 202H208V204L206 203V202H204L203 203V201H204ZM13 201H11L10 200V202L11 203H14V199H12ZM94 200V199H93ZM96 200V201H97ZM118 200V201H117ZM134 200V199H133ZM150 200V201H149ZM168 200V199H167ZM168 200V201H169ZM199 200V201H198ZM200 200H201V203H200ZM255 200V202L259 205V204H262V203H264V200L262 199L261 201V203H260V201H259V203H258V201H256ZM58 201V202H57ZM87 201V202H86ZM90 201V202H89ZM122 203H120V202ZM198 201V202H197ZM216 201H211V202H216ZM220 201V202H221ZM53 202H54V204H53ZM59 202H61V203H59ZM86 202V203H85ZM98 202V201H97ZM69 203H74V204H69ZM136 203H138V205L136 204ZM145 203V204H144ZM233 203H235V205L233 204ZM15 204V203H14ZM136 204V205H135ZM146 204H148V206H146ZM170 204H171V201H170ZM200 204V205H199ZM207 204V205H206ZM237 204V205H236ZM29 205H30V208H28L29 207ZM49 205H51L50 207H49ZM66 205V206H65ZM150 205V206H149ZM152 205H153V203H152ZM181 205V206H180ZM203 205H204V207H203ZM26 206V207H25ZM49 208H48V207ZM62 206V205H61ZM76 206V207H75ZM86 206L87 207H89L88 209L86 208ZM200 206V207H199ZM233 206V207H232ZM25 207V208H24ZM63 207V206H62ZM75 207V208H74ZM143 207V208H142ZM148 207V208H147ZM149 207H150V209H149ZM194 207H198L197 208V210H195V209H193ZM233 209H232V208ZM240 207V208H239ZM28 208V209H27ZM47 208V210H45ZM77 208V209H76ZM112 208H109V209H111V210H109V213H112V215H113V219L114 218H116L115 220H114V222H117V223H122L121 221H119V220H117V217H116V215H115V213H114V209H113V211H112ZM125 208H130L129 209V211H127L128 209H126L125 210ZM141 208V209H140ZM145 208V209H144ZM153 208V207H152ZM204 208V209H203ZM207 208H209L208 206H207ZM227 208H229V210H232V215H231V212H229V210L227 209ZM235 208V209H234ZM85 209H87L86 211H85ZM135 209H136V211H138V212H136L135 211ZM140 209V210H139ZM147 210V211H143V213H142V210ZM191 209L193 210L192 212H196V213H192L191 212ZM200 209V210H199ZM219 209V210H218ZM238 209H241L240 211L238 210ZM18 209H17V211H19ZM23 210H20V212H24ZM131 210V211H130ZM208 210V211H207ZM225 210V211H224ZM25 211V212H26ZM127 211V212H126ZM132 211L133 212H135L137 215H140V214H142V215H140V216H137L136 214H133L132 213ZM140 211V212H139ZM190 211V212H189ZM198 211V212H197ZM220 213H219V212ZM10 212V213H9ZM8 212V210H5V209H3L2 208V206H1V204H0V218L2 219H0V221L2 222L3 220H6V219H11V216L12 217H14V214H12V212L11 211H9ZM31 214V215H29V213ZM41 212V213H40ZM46 212H44V213H46ZM121 212V213H122ZM150 212H149V214H150ZM158 212V213H157ZM184 212L186 213V214H189V215H186V214H184ZM206 213V214H204V215H202L201 213ZM222 212H223V214H222ZM228 212L230 213V214H228ZM237 212V213H236ZM40 213V214H39ZM132 213V214H131ZM139 213V214H138ZM157 213V215H155ZM177 213H178V211H177ZM199 213V214H198ZM236 213V214H235ZM1 214H3V215H5V216H2L1 217ZM84 214V215H83ZM85 214H86V216H85ZM221 214V215H220ZM241 214H243L242 216H241ZM88 215V216H87ZM191 215H194V216H196V218H197V216H198V219H193L194 217H192ZM199 215H200V217H199ZM32 216H33V218H32ZM130 216V217H129ZM134 216V217H133ZM167 216V217H166ZM184 216V217H183ZM231 216H232V218H233V221H232V219H230L231 218ZM235 216V217H234ZM6 217V218H5ZM82 217L84 218V219H82ZM140 217V218H139ZM186 217H188L187 219H186ZM221 217H223V216H221ZM227 217H223V219L224 218H226V219H224V221L225 222H227L228 220H227ZM237 217L240 219V221L241 222H239L238 220L239 219H237ZM29 218H31V220L29 219ZM38 218V219H37ZM86 218V219H85ZM134 219L133 221L131 220V219ZM156 218H155V221H156ZM162 218H164V221L166 220V223L163 221V219ZM182 218H185V220L186 221H184V219H182ZM190 218H192V220L190 219ZM247 220H246V219ZM9 219V220H10ZM140 219V220H139ZM157 219V222H158V224H159V220ZM190 219V220H189ZM237 219V220H236ZM153 220V219H152ZM161 220L163 221V222H161ZM182 220V221H181ZM197 220V221H196ZM82 221H84V222H82ZM85 221H87V222H85ZM129 221V222H128ZM173 221V222H172ZM184 221V222H183ZM194 221H196V222H194ZM231 221L234 223V225L236 224V225H238V226H234L233 225V223H231ZM236 221L238 222V223H236ZM0 222V223H1ZM9 223V221L8 220H6L5 222L3 221L2 222V224L1 225H3L4 226V224L5 223ZM42 223V225H43V227H42V225H41V223ZM171 222V223H170ZM175 222V223H174ZM186 222H188L187 224H188V226L186 225ZM229 222H227V223H229ZM40 223V224H39ZM83 223H85L84 225H83ZM87 223V224H86ZM137 224V225H135V224ZM163 223V224H162ZM183 223H185V228L187 229L186 231H184L185 230V228H182V226L184 227V224ZM196 224L195 226H193V224L192 225H190V224ZM198 223V224H197ZM74 226H73V225ZM79 226H78V225ZM91 224H93V225H91ZM123 224H125L124 222L122 223V224H120V226H123L124 227V225ZM40 225V226H39ZM77 227H76V226ZM135 225V226H134ZM177 225V226H176ZM180 225H182L181 227H180ZM261 225V226H260ZM3 226H0V227H3ZM84 226V227H83ZM88 226V227H87ZM93 226V227H92ZM138 226H140V227H138ZM193 229V230H191V232L190 233H188L190 230V227ZM222 226V227H221ZM225 228H224V227ZM260 226V227H259ZM74 227V228H73ZM75 227H76V229H78L79 228V231H77L76 229H75ZM80 227H82V229H80ZM128 227V228H129ZM180 227V228H179ZM188 227V228H187ZM195 227V228H194ZM236 227V228H235ZM239 227V228H238ZM43 228V229H42ZM106 228V229H105ZM114 228H115V230H114ZM176 228V229H175ZM219 228V229H218ZM220 228H223V229H221L220 230ZM236 230H235V229ZM253 228V229H252ZM260 228H262L263 230H261ZM20 229V230H21ZM42 229V230H41ZM75 229V230H74ZM113 229V230H112ZM182 229H184L183 231H182ZM214 229H215V231H222V233H224V234H222L221 232V235H220V233H217V232H215L214 231ZM232 229H233V231H232ZM82 230V231H81ZM110 230V231H109ZM173 230H175V231H173ZM203 230V231H202ZM224 230H225V232H224ZM228 230V231H227ZM237 230H239V231H237ZM258 230V231H257ZM261 230V231H260ZM37 231V232H36ZM90 231V232H89ZM117 233V235L118 236H120V238H121V241H120V243H119V240H116L117 241V244H116V241L114 242V240L112 241V240H110L111 239V234L113 233ZM116 231H120V232H116ZM138 232V234H140L139 235V237L140 236H142L143 238H144V236H146L145 238H148L149 237V239H143V240H145V242H141V241H143V240H141V241H139L140 239H142V237H135V235H133L132 236V233L134 234V233H137ZM150 231V230H149ZM181 231L183 232V233H181ZM235 231H237V232H235ZM76 232V233H75ZM78 232V233H77ZM88 232V233H87ZM140 232V233H139ZM173 232H175V233H173ZM176 232L178 233L177 235H176ZM185 232V233H184ZM202 232L204 233H206V232H208V235H206L205 233H204V235L202 234ZM212 232H214L216 235H217V239H214V238H216V235L214 234V233H212ZM229 232V233H228ZM260 232H261V236H260ZM41 233V234H40ZM94 234V235H96V236H94V235H92V234ZM141 233L143 234V235H141ZM211 233V234H210ZM236 233V234H235ZM255 233H253V234H255ZM35 234V235H34ZM78 234V235H77ZM91 234V235H90ZM119 234H122V235H119ZM131 234V235H130ZM183 234V235H182ZM185 234H187V235H185ZM231 234V235H230ZM86 235V236H85ZM128 235V236H127ZM176 235V236H175ZM178 235L180 236V237H178ZM200 235H202V236H200ZM220 235V237H218ZM61 239H60V243L61 242H63L64 241V243H62V244H60V245H63V247L65 248V249H69V251H70V249H72V250H75L76 251V249H74V248H76L77 246H76V244H75V242L73 241V236L71 237L70 235H68L67 236V234H66V232L65 233H62L61 234ZM94 236V237H93ZM123 236V237H122ZM130 236V237H129ZM136 236H138L137 234H136ZM183 236V237H182ZM187 236V237H186ZM199 236H200V238H199ZM204 236V237H203ZM226 237V239H225V237ZM233 236V237H232ZM239 236H241V234L239 235ZM37 237H39V238H37ZM63 237H65V238H63ZM93 237V238H92ZM129 237V238H128ZM221 237L223 238V239H221ZM228 237V238H227ZM36 238H37V240H36ZM63 238V239H62ZM108 239V242H110V243H108L107 241H105V239ZM126 238V240H125V243H124V239ZM132 240H134L135 241V243H134V245L132 244V242H134V241H132ZM138 238V239H137ZM158 238H157V241H158ZM170 238V240H172ZM176 238V239H177ZM197 240H196V239ZM200 240H199V239ZM205 238H207V239H205ZM240 239V241L242 242V243H238V242H240L238 239ZM106 239V240H107ZM130 239V241H131V243L129 244L128 242H130V241H128ZM175 239V243L178 245V243H180V239H178L179 240V242H177L178 240H176ZM210 240L209 242L207 241V240ZM213 239V240H212ZM219 239V240H218ZM220 239H221V241L223 240V242L224 243H226L227 244V246H228V253L226 254V255H228L229 254V256H226L225 254L222 256L221 255V259H220V256L217 258V261H214V259H213V261L211 260V258L209 259L208 258V254L207 253H209V254H211L210 252H212L213 250H214V247H217V244L216 243H219V241H220ZM225 239V240H224ZM230 239V240H229ZM236 239V240H235ZM61 240H63V241H61ZM67 241V245H66V241ZM69 240H72V241H69ZM155 240V241H154ZM199 240V241H198ZM202 240V241H201ZM205 240V241H204ZM215 240H217V241H215ZM238 240V241H237ZM262 240V241H263ZM35 241V242H34ZM103 241H104V243H106V244H104L103 243ZM128 241V242H127ZM138 241V242H137ZM149 241V242H150ZM213 241H215V242H213ZM94 242V243H93ZM114 242V243H113ZM136 242H137V248H136ZM141 242V243H140ZM148 242V243H149ZM150 242V244H152ZM173 242V241H172ZM199 242V243H198ZM229 242V243H228ZM236 242L239 244V245H242L241 247L244 249V250H246L247 252H246V255L247 254H249L248 256H245L244 254H245V251L243 250L242 251V253H240V252H238V251H241V247L238 245V244H236ZM264 242V241H263ZM122 243L124 244V245H122ZM127 243L129 244V245H127ZM138 243L140 244V245H138ZM143 243V244H142ZM205 243H206V245H205ZM209 243V245L208 246H210V244H211V246H212V244L214 243V247H213V249H211V246L208 248V246H207V244ZM233 243H235L236 245H238V246H235ZM55 244V243H54ZM68 244H70L69 246H68ZM73 244H75V245H73ZM113 245V246H111V245ZM120 244V245H119ZM126 244V245H125ZM156 244H159L158 246L156 245ZM264 244V243H263ZM34 245V246H33ZM66 245V246H65ZM109 245V246H108ZM117 245H119V246H117ZM130 245H132V246H130ZM204 246V248L202 249V248H200L199 249V247L201 246V247H203ZM234 245V246H233ZM261 245H262V242H261ZM135 246V247H134ZM164 246V245H163ZM179 246V245H178ZM178 246L176 247V248H178ZM190 246V247H189ZM205 246H207V247H205ZM233 246V247H232ZM263 246V245H262ZM57 247L59 248V251H60V249H62L60 252L57 250ZM67 247H69V248H67ZM119 247V248H118ZM140 247V248H139ZM187 247V248H186ZM229 247H231V248H229ZM235 247V249L237 248V247H239L240 248V250H233V248ZM250 247V249H248ZM24 248V249H23ZM110 248H112L111 250H112V252L110 251V250H108V249H110ZM116 248H117V251H116ZM205 248H207L206 250H204ZM246 248V249H245ZM263 248H264V246H263ZM20 249L22 250V251H20ZM130 249V250H129ZM134 250V251H132V250ZM144 249V248H143ZM181 249H182V251H181ZM189 249V250H188ZM191 249V250H190ZM252 249H253V251H252ZM28 250V251H27ZM122 250V251H121ZM128 250H129V252H128ZM138 250H139V252H138ZM171 250H172V252H175L174 254H172V252H171ZM184 250H188V253H187V256L185 255L186 254V251L184 252V253H181L180 254V252H183ZM202 250H204V252H202V254L203 255H201V252L200 251H202ZM249 250V251H248ZM251 250V251H250ZM64 251V252H63ZM108 251V252H107ZM128 252L129 254H131V255H133L134 254V256L132 257V256H129L128 255V253L126 254V253H124V252ZM178 251V250H177ZM190 251V252H189ZM194 251H195V254H193L194 253ZM230 251H233V252H230ZM33 252H34V250H33ZM98 252H99V254H98ZM116 252H117V254H116ZM123 252V253H122ZM250 252V253H249ZM253 252V253H252ZM63 253H65V254H63ZM113 254L114 256L113 257H111L112 255L111 254ZM120 253H122V255L120 254ZM141 253V254H140ZM144 253V254H143ZM193 255H200L199 256V258H197V256H192V254ZM256 253V254H255ZM101 254H104V255H101ZM128 255V256H126V255ZM176 254V255H175ZM182 254H184V255H182ZM206 254V255H205ZM81 255L83 256V257H81ZM98 255H101V257H103V258H100V256H98ZM139 255H141V256H139ZM174 255L176 256V257H174ZM98 256V257H97ZM136 256V257H135ZM143 256V257H142ZM162 256V257H161ZM170 256V255H169ZM184 256H186V257H184ZM205 256H207V258L205 257ZM194 259H193V258ZM82 258H85L86 259V261H84V259L83 260H81ZM97 258H98V260H97ZM122 258H123V260H122ZM137 258H139V260H137ZM142 258V259H141ZM166 258V259H165ZM169 258V259H168ZM190 258H192V259H190ZM228 258H231V259H228ZM234 258V259H233ZM264 258V257H263ZM263 258H261V260L264 262V260H263ZM108 259V260H107ZM168 259V260H167ZM183 259V260H182ZM245 259H246V261H245ZM94 260V261H93ZM142 260V261H141ZM168 262H167V261ZM176 260V261H175ZM196 260V261H195ZM248 260V261H247ZM89 261V262H88ZM98 261V262H97ZM100 261V262H99ZM107 261V262H106ZM171 261V262H172ZM250 261H252V260H250ZM91 262V263H92ZM106 262V263H105ZM109 262V263H108ZM123 262V263H122ZM128 262H129V260H128ZM182 262V263H181ZM191 262V263H190ZM82 263V264H83ZM90 263V264H91ZM159 263V262H158ZM158 263H156V264H158ZM92 264H94V263H92ZM173 264V263H172ZM246 264V263H245ZM264 264V263H263Z\"/></svg>",
	"mask_w": 264,
	"mask_h": 264
}]
</instances>
